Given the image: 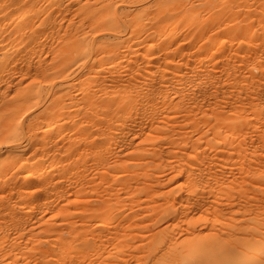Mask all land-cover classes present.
Here are the masks:
<instances>
[{
  "label": "bare ground",
  "instance_id": "1",
  "mask_svg": "<svg viewBox=\"0 0 264 264\" xmlns=\"http://www.w3.org/2000/svg\"><path fill=\"white\" fill-rule=\"evenodd\" d=\"M24 1V0H23ZM23 1L22 0H9V3L10 4H14V5H18V4H21V3H23ZM69 1H71V0H69ZM68 1V2H69ZM93 1V3H91L90 2V0H76V3L74 4V3H71V4H73L74 6H70V7H74V8H82V9H85V11H87V13H94V11L95 10H97V8L95 7L96 5H97V7L99 8V11H101L100 13V15H103L104 17V19H106V21H104V24H105V26H103L104 27V29H105V27H106V29L109 31V35H107L108 37H112L113 38V40H115L116 39V41L115 42H112V40H110L112 43H111V45L109 44L108 46H105V48H107V49H109V51H110V53L112 52V54H111V57H113V59L115 58V60L116 59H118V57H120V56H122V55H125L124 53H126L127 51H129L133 46H135V45H137L138 43H137V39H136V37H133L132 35H133V33L134 32H132V35H130L129 33L132 31V30H134V29H136L138 26H139V23L140 22H142V20L140 21L139 19H140V17L137 19V21L136 20H134V18H133V15H132V18H131V20H130V22H129V19H130V17L128 18L127 17V15H128V13H127V15H125V17H124V20L126 21H123V22H125L126 23V25L128 26V24H127V20H128V23L130 24L129 26H130V32L128 33V31H127V33H126V31L124 30V34L123 33H121V34H123V36H119L116 32L118 31H116V29L118 28V26H120V24H121V22H119V20L121 19H116V18H114L113 17V15H114V13L116 12H113L114 10H112L111 9V5L112 4H110L109 2H106L107 0H92ZM109 1V0H108ZM124 1H126V0H124ZM144 1H146V0H144ZM190 1V2H189ZM194 1H195V3H194ZM249 1V0H248ZM247 0H221V5L219 4L218 5V3L217 4H215L216 2H219L218 0L216 1V0H193V1H191V0H154L152 3H150L151 5H149V4H146V3H144V4H140L139 6H137V7H135L133 10H134V12H136V11H140V13L141 12H143V11H145L146 9H149V6L153 9V11L151 12L152 14H153V17L154 16H156V18H157V25L155 26V28L153 29H151V30H153L154 32H152V33H154L155 35H157L159 38H164L165 40L167 39V37H168V34L170 35L172 32H174L175 31V27H176V29L178 28L177 27V25H180V27L179 28H181L182 26H185V28L187 27V31L183 34V35H181V34H179L180 33V31H179V33L177 32V30H176V35L177 34H179V35H181V39H182V41L184 42V44L182 45V46H180L183 50H185V52L184 53H186L185 55H184V59H183V61H182V58L180 57V59H181V62H183V66H181V65H179V64H176V65H178L177 66V70H171L172 72H170V73H166L167 71L166 70H164V72L162 73H160L159 74V72L161 71L158 67V69L160 70L159 72H158V75H159V77H158V79L157 80H155V81H153V82H155V83H150L149 84V86H150V88H152V90H155L159 95H161L162 97H161V99H164L163 97H166V95L168 94L167 92L168 91H172L175 95H177V96H175V98L177 97H179V99L180 98H184V97H187L185 100H193L194 102L196 101L197 102V100H194L195 99V95H196V98L198 99L199 97H202L203 96V94H205V92H207V86L206 85H209L210 87L209 88H213L214 89V91H212V90H209L207 93L209 94V93H211V91H212V93H211V95L212 96H214V100L213 101H211V102H208L207 104H206V106L209 108L208 110H210V111H212V112H214V115H216L215 113H220L221 114V111H223V110H221V111H219V112H215V104H217V103H219V102H215V98L217 97L218 98V101H219V96H221L220 94L218 95V96H215V94L217 95L218 93H215V91H216V89H215V80L216 79H218V78H221L222 77V75L224 74V73H228L229 71V69L230 68H228L229 67V65H227L226 64V62L228 63L229 62V60L227 59V58H231V59H233L232 57H231V53H230V50L232 51V45L230 44L231 42L234 44V41L236 42V45H237V43L238 44H240V42L242 41V39L244 38V40L246 39L245 37H244V35H245V33H247L248 34V32H249V34L250 35H247V36H251V34H252V36L254 37L255 35H253V31L254 30H252V32L250 33V28H251V23H250V19L252 20L254 17L251 15L253 12H252V10L255 8V7H253L252 5H255L256 3H254V4H252V2L254 1V2H257V0H250L251 2V4H248L247 2H248ZM260 2L262 1V0H259ZM258 1V2H259ZM40 2V1H39ZM46 2H48L49 3V1H46ZM51 2H53V1H51ZM57 2V1H56ZM67 2V3H68ZM74 2V1H73ZM129 2V1H128ZM138 2H139V0H138ZM150 2V1H149ZM263 2H264V0H263ZM63 3H64V1H63ZM116 3V2H115ZM114 3V4H115ZM119 3V5H121L120 3H121V1L120 2H118ZM118 3L117 4H115V7H116V5H118ZM122 3H124L123 2V0H122ZM126 3V2H125ZM140 3V2H139ZM262 3V2H261ZM38 4V3H37ZM37 4H36V6H37ZM40 5H42L41 4V2L39 3ZM38 4V5H39ZM47 4V3H46ZM54 4V3H53ZM69 4V3H68ZM128 4V3H127ZM137 4V3H136ZM170 4H171V6H172V8L176 11V13H164L165 12V10L163 11V10H161L162 8H164V9H167V11L168 12H170L171 11V9H169L171 6H170ZM258 4V3H257ZM23 5V4H22ZM44 5H45V2H44ZM61 5H63V4H61ZM66 5V4H65ZM118 5V6H119ZM147 5H149V6H147ZM217 5L219 6V7H217ZM263 5V4H262ZM113 6V5H112ZM122 6H123V4H122ZM136 6V5H135ZM168 6H169V8H168ZM40 7V6H39ZM42 7H43V5H42ZM93 7V8H92ZM252 7V8H251ZM10 8V7H9ZM9 8H8V10H9ZM18 8V7H17ZM62 8V7H61ZM81 8H80V10H81ZM89 8H90V10H89ZM113 8V7H112ZM120 8V7H119ZM126 8H128V7H126ZM125 8V9H126ZM161 8V9H160ZM257 8H259V5L257 6ZM263 8H264V6H263ZM16 9V8H15ZM51 9V8H50ZM49 9V10H50ZM53 9H54V7H53ZM101 9V10H100ZM117 9V8H116ZM122 9H124L123 7H122ZM131 9V8H130ZM52 10V9H51ZM63 10V9H62ZM62 10H60V12L62 13ZM69 10V9H68ZM129 10V9H128ZM128 10H127V12H128ZM132 10V9H131ZM131 10H129V11H131ZM255 10V9H254ZM15 11V10H14ZM53 11V10H52ZM147 11L148 10H146V12H143L142 14H145L146 16H148V14H150L151 15V13L149 12V13H147ZM163 11V12H162ZM250 11L252 12V13H250ZM256 11H258L257 9H256ZM260 11H264V10H260ZM30 12V11H29ZM46 12H48V11H46ZM71 12H73V10L71 11ZM96 12V11H95ZM125 12V11H124ZM173 12V11H172ZM56 13V14H55ZM54 14H55V16L56 15H58V13L57 12H55ZM63 13H66L65 11L63 12ZM62 13V14H63ZM68 13V12H67ZM117 13V12H116ZM120 13V12H119ZM122 14H123V11L121 12ZM130 13V12H129ZM131 13H133V11L131 12ZM259 13H261V12H259ZM46 14H48V13H46ZM45 14V15H46ZM70 14V12L68 13V15ZM107 14V16H105ZM136 14V13H135ZM44 14H43V16H45ZM99 15V16H100ZM117 15V14H116ZM115 15V17H117V16H120V15H117L116 16ZM140 14H138V16H139ZM42 16V17H43ZM47 16V15H46ZM123 16V15H122ZM122 16H120V17H122ZM137 16V17H138ZM140 16H142V15H140ZM254 16H255V14H254ZM257 16V15H256ZM256 16H255V20L253 19V21H255V22H257V21H260V19L261 20H264V19H262L260 16L258 17V18H260L259 20L257 19L256 20ZM261 16H262V14H261ZM263 16H264V14H263ZM40 18V16L39 17H37V20L38 21H36V22H38L39 24H41V23H45V22H47V19H45V18ZM52 17H53V15H52ZM60 17V16H59ZM63 17H65V14H64V16ZM66 17H67V15H66ZM73 17V16H72ZM152 17V16H151ZM253 17V18H252ZM58 18V17H57ZM61 18V17H60ZM68 18V17H67ZM66 18V19H67ZM75 18V17H74ZM77 18V17H76ZM101 18H102V16H101ZM101 18H100V20H101ZM103 18H102V20H103ZM128 18V19H127ZM146 18V17H145ZM150 18V17H149ZM54 19H56V18H54ZM71 19V18H70ZM99 19V18H98ZM97 19V20H98ZM127 19V20H126ZM135 19H136V17H135ZM50 20V19H49ZM61 20H62V18H61ZM72 20V19H71ZM140 22H139V21ZM149 20H151V18L149 19ZM153 20V19H152ZM156 20V19H155ZM34 21V22H35ZM64 21V20H63ZM62 21V22H63ZM73 21V20H72ZM72 21H69V24H70V22H72ZM79 21V20H78ZM88 21V20H87ZM144 21H146V19L144 20ZM147 21H148V19H147ZM252 21V22H253ZM53 22V21H52ZM59 22V21H58ZM58 22H56V23H58ZM65 22V21H64ZM64 22H63V24H64ZM122 22V24L124 25V23ZM137 22H139V23H137ZM149 22V21H148ZM261 22V21H260ZM260 22L258 23L259 24V26H260V28H258L259 30V32H261L260 31V29L262 28L263 29V27H261V25H260ZM263 22V21H262ZM76 23V22H75ZM99 23H100V21H99ZM156 23V22H155ZM62 24V23H61ZM68 23H66V25H67ZM83 24V23H82ZM85 24V23H84ZM262 24V23H261ZM53 25V24H52ZM59 25V24H58ZM150 25V23L148 24V26ZM253 25V24H252ZM256 25V24H255ZM47 26V25H46ZM68 26H70V25H68ZM77 26H78V24H77ZM85 26H87V24L85 25ZM89 26V25H88ZM145 26V25H144ZM258 26V27H259ZM263 26V25H262ZM55 27H56V24H55ZM61 27L62 26H60V28L59 29H61ZM73 27V26H72ZM152 27H154V26H152ZM10 28H13L12 30L10 29ZM42 28V27H41ZM68 28V27H67ZM71 28V27H70ZM75 28H76V26H75ZM83 28H84V26H83ZM87 28V27H86ZM85 28V29H86ZM100 28V27H99ZM124 28V27H123ZM129 27H127V29H128ZM140 28V27H139ZM144 27H142V29H143ZM150 28H151V26L149 27V31H151L150 30ZM40 29V28H39ZM46 29V28H45ZM49 29V28H48ZM53 29V28H52ZM66 29V28H65ZM81 29V28H80ZM80 29H78V31L80 30ZM125 29V28H124ZM252 29V28H251ZM51 30V29H50ZM71 30V29H70ZM84 30V29H83ZM95 30H97V29H95ZM101 30V29H100ZM100 30H99V32H100ZM120 30V29H119ZM123 30V29H122ZM121 30V31H122ZM139 30H141V29H139ZM148 30H146L147 32H148ZM174 30V31H173ZM183 30V29H182ZM48 31V30H47ZM59 31V30H58ZM76 31V30H75ZM94 31V30H93ZM103 31H105V30H103V28H102V30H101V32H103ZM135 31V30H134ZM184 31V30H183ZM248 31V32H247ZM255 31H256V29H255ZM254 31V32H255ZM258 31H256V33H254V34H256L257 35V32ZM36 32H37V30H36V28H35V26H34V23L32 22V21H29V20H27V17L26 16H24V17H22L20 14L18 15V14H15V13H4L2 16H0V60H4L5 58H10L11 60H13V61H15V63L17 64L18 63V67H17V69H18V72H16V73H18L19 75L18 76H15V77H11L10 79H7V77H6V81H7V83L8 84H13L14 86H19L20 84H21V79H22V77H19V76H23V75H29L30 74V71H28V69H27V71H25V73H23V70L26 68V67H24L25 65H29L30 64V61L33 59V54H35L34 53V45H33V48L31 47V43H32V39H34L33 37L35 36V34H36ZM50 32V31H49ZM52 32V31H51ZM81 32V31H80ZM79 32V33H80ZM83 32V31H82ZM86 32H87V30H86ZM88 32H89V30H88ZM98 31H96L95 33H97ZM119 32V31H118ZM139 32V31H138ZM137 31H136V34L138 33ZM147 32H144L143 31V34L144 33H147ZM220 32H224V34H225V32L227 33V32H229V34H226V36H228V35H230V40H229V43H227V44H229V46L231 47V48H226L227 46H224L225 48V53H223V51H222V49L221 48H223V45H224V43L222 44L221 43V45H220V43H218V39H220L221 37H220V35L218 34V33H220ZM258 32V33H259ZM263 36H264V29H263ZM60 33V32H59ZM78 33V34H79ZM95 33H93V34H95ZM104 33V32H103ZM175 33V32H174ZM181 33H182V31H181ZM43 34V33H42ZM52 34V33H51ZM74 34V33H73ZM91 34H92V32H91ZM98 34V33H97ZM154 34H153V37H154ZM261 34V33H260ZM64 35H66V34H64ZM75 35H77V34H75ZM83 35V34H82ZM88 35H89V33L88 34H86L85 36L86 37H88ZM105 35V34H104ZM172 35V34H171ZM170 35V36H171ZM176 35H174V38H168V39H172V43H174V42H176L177 41V37H176ZM243 35V36H242ZM48 37H49V35H47ZM47 36H46V38H47ZM59 36V35H58ZM81 36V35H80ZM80 36H78V37H74V39L75 38H78V41H79V39H82V38H80ZM84 36V35H83ZM90 36V35H89ZM140 36V35H139ZM142 36V35H141ZM167 36V37H166ZM169 36V37H170ZM217 36H219V38L217 37ZM224 36V35H223ZM222 36V37H223ZM246 36V35H245ZM261 36H262V34H261ZM39 37V36H38ZM64 37V36H63ZM62 37V38H63ZM82 37V36H81ZM86 37H84V38H86ZM92 37V36H91ZM149 37V36H148ZM147 37V38H148ZM153 37H152V39H153ZM228 37L225 39V37H224V39L226 40V42L228 41ZM243 37V38H242ZM253 37L251 38L250 37V40H252L253 39ZM257 37V38H256ZM260 36L259 35H257V36H255V40L256 39H260L259 38ZM55 38H56V36H55ZM58 38V37H57ZM83 38V39H84ZM90 38V37H89ZM139 38H141V37H139ZM144 38V37H143ZM155 38V37H154ZM179 38V37H178ZM248 38V37H247ZM37 39V38H36ZM38 39H40V38H38ZM52 39H54V38H52ZM73 39V40H74ZM82 39V40H83ZM111 39V38H110ZM157 39V38H156ZM180 39V40H181ZM222 39V38H221ZM45 40V39H44ZM62 40V39H61ZM72 40V41H73ZM82 40H81V42H82ZM100 40H102V39H100ZM140 40V39H139ZM154 40V39H153ZM165 40H163V42L165 41ZM179 40V39H178ZM40 41H41V39H40ZM47 41H49V39L47 40ZM46 41V42H47ZM58 42H59V40H57ZM87 41H88V38H87ZM86 41V42H87ZM92 41V40H91ZM97 41V40H96ZM105 42L104 43H106V41L108 42V39L107 40H104ZM109 41V42H110ZM143 41H145V40H143ZM181 41V42H182ZM246 41H249V38H248V40L246 39ZM256 41H258V40H256ZM260 42H261V40H259ZM42 42V41H41ZM69 42H70V40H69ZM74 43H75V41H73ZM89 42V41H88ZM98 42V41H97ZM102 42V41H101ZM101 42H99V44L101 45ZM181 42H178V46H179V43H181ZM182 42V43H183ZM253 42V41H252ZM36 43V42H35ZM49 43V42H48ZM63 43H65V42H63ZM62 43V44H63ZM83 43H85V42H83ZM90 43V42H89ZM94 42H92V43H90V44H88V46L90 45V47H95V45L93 44ZM143 43V42H142ZM148 43V41H146V43H145V45ZM149 43H151L150 41H149ZM165 43H167V41L165 42ZM170 43V42H169ZM169 43H167V44H169ZM181 43V44H182ZM250 44V43H248V42H244L243 41V43H241V44ZM253 43H255V42H253ZM31 44V45H30ZM55 44H57V43H55ZM54 44V46H52V47H55L56 45ZM69 44H71V43H69ZM76 44H79L78 42H76ZM86 44V45H87ZM140 44H141V42H140ZM219 44V45H218ZM240 44V47L242 46ZM245 44V45H246ZM262 44V43H261ZM44 45V44H43ZM51 45L52 44H48V48H50L51 47ZM68 45V44H67ZM73 45V44H72ZM85 45V44H84ZM84 45H82V46H84ZM107 45V44H106ZM244 45V46H245ZM251 45H253L252 43H251ZM250 45V46H251ZM259 45V44H258ZM257 45V42H256V47L258 46ZM263 45H264V43H263ZM263 45H260V46H263ZM44 46H47V44L46 45H44ZM97 46V45H96ZM138 46H139V44H138ZM137 46V47H138ZM154 46H155V41H154ZM154 46H152V47H154ZM160 46H162V43H161V45ZM163 46H165V44H163ZM162 46V47H163ZM173 46V45H172ZM228 46V47H229ZM249 46V45H248ZM40 47H41V43H40ZM86 46H84V47H82V50H81V48L79 49V52H77V51H75V50H73L74 49V47H73V51H66V56H68L67 58H69L71 55H70V53L69 52H74V53H79V58L80 59H82L83 57H85V53H87V52H85L86 51V49L87 48H85ZM140 47H144V44H142ZM240 47H239V49H240ZM252 47V46H251ZM38 48V47H37ZM46 48V47H45ZM47 48V49H48ZM100 48H101V46H100ZM150 48V47H149ZM161 48V47H160ZM160 48L158 47V49H159V51H160ZM170 48V47H169ZM246 48H249V47H247V45H246ZM245 47H244V49L243 50H245L246 49ZM252 48H255V46L253 45V47ZM259 48V47H258ZM258 48H255V50L256 51H259V49ZM66 49V48H65ZM70 49V48H69ZM90 49V48H89ZM102 49H103V47H102ZM106 49V50H107ZM134 49V48H133ZM133 49H131V50H133ZM143 49V48H142ZM154 49V48H153ZM156 49V48H155ZM154 49V50H155ZM162 49V48H161ZM173 49V48H172ZM175 50H178V48H174ZM180 49V48H179ZM43 50H44V48H43ZM46 50V49H45ZM91 51H92V49H90ZM144 50V49H143ZM140 51V52H142V54H143V52L144 51ZM163 50L164 49H162V53H164L165 52V54H166V51L168 50V47H167V50L165 51L164 50V52H163ZM175 50H172V54H173V52L175 51ZM237 50V48L235 49V47H234V49H233V53H234V51H236ZM249 50V49H248ZM250 50H252L251 48H250ZM249 50V53L250 52H253V51H250ZM87 51H89V50H87ZM220 51V52H219ZM222 51V52H221ZM260 51H262V50H260ZM37 52H39V50L37 51ZM58 52V51H57ZM61 52V51H60ZM59 52V53H60ZM90 52V51H89ZM98 52L99 51H97V54H98ZM100 52H103V51H100ZM105 52V54H103V55H105V56H107V54L109 53V52H106V51H104ZM136 52V51H135ZM147 52V51H146ZM156 52H158V51H156ZM155 52V53H156ZM167 52H169L170 53V51L168 50ZM181 52H183L182 50H181ZM219 52V53H218ZM239 52V51H238ZM43 53H44V51H43ZM43 53H40V54H43ZM49 53V52H48ZM93 53L96 55V53H95V51H94V49H93ZM109 53V54H110ZM131 53V52H130ZM162 53L161 54H159V55H162ZM220 53H223L222 55H223V58H224V60L226 59V61H225V64L228 66V67H226V65H225V67H224V64L223 63H221L220 65L218 64L220 61L217 59V57H218V55L220 54ZM246 53V52H245ZM248 53V52H247ZM257 53V52H256ZM39 54V55H40ZM50 54H52V53H50ZM102 54H100L99 53V55L100 56H102ZM135 54H138L137 52L135 53ZM157 54V53H156ZM171 54V55H172ZM175 54V53H174ZM178 53H176V55H177ZM182 54V53H181ZM236 54V53H235ZM239 54H243V53H241V51H240V53ZM238 53H237V55H239ZM261 54V53H260ZM64 55V56H65ZM70 55V56H69ZM75 55V57H76V55L77 54H74ZM73 55V56H74ZM90 55V54H89ZM92 55L93 54H91V57H92ZM128 55V53L125 55V56H127ZM131 55V54H130ZM133 55V54H132ZM146 55V54H145ZM159 55H157L158 57H159ZM234 55V54H233ZM258 55H259V53H258ZM36 56V55H35ZM61 56H63V54L61 55ZM72 56V57H73ZM147 56H150V54L149 55H147ZM151 56L153 57V55L151 54ZM156 56V57H157ZM180 56V55H179ZM182 56V55H181ZM242 56V58H243V56L244 55H241ZM246 56V55H245ZM244 56V57H245ZM251 56V54H249L248 55V57H250ZM256 56V55H255ZM261 56H263L264 57V53H263V55H260L259 57L261 58ZM43 57V56H42ZM59 57V56H58ZM93 57H96V56H93ZM124 57V56H123ZM140 57V56H139ZM156 57H154V58H156ZM161 57V56H160ZM167 57V56H166ZM176 57H178V55L177 56H175V61L174 62H177L178 60L176 59ZM222 57V56H221ZM221 57H219V58H221ZM248 57H246L247 59H248ZM254 57V55L252 56V57H250V58H253ZM257 57V56H256ZM36 58V57H35ZM40 58V57H39ZM44 58V57H43ZM47 58H48V56H47ZM62 58V57H61ZM65 58V57H64ZM87 58V57H86ZM86 58H84L85 59V61H86ZM104 58H107V57H104ZM138 58V57H137ZM137 58H135V59H137ZM143 59V61H145V59H146V57L144 58V57H142ZM151 57H148V59L149 60H151L150 59ZM154 58H152V59H154ZM241 58V59H242ZM70 59H73V58H70ZM69 59V60H70ZM88 59H89V56H88ZM91 59V58H90ZM95 60V58H92L91 60L92 61H89V63H91V62H94V60ZM103 59V58H102ZM123 59V58H122ZM131 59V58H130ZM133 59V58H132ZM161 59H163V56H162V58ZM160 59V60H161ZM164 59H166L165 57H164ZM235 59V58H234ZM241 59H238V61H240ZM244 59V58H243ZM256 59V58H255ZM254 59V60H255ZM258 59V58H257ZM256 59V61L254 62L253 60V62L257 65V64H260V65H262V63L260 62V63H256L258 60ZM262 59V58H261ZM259 60V61H262V60ZM37 60V59H36ZM44 60V59H43ZM47 61H48V59H46ZM55 60V59H54ZM56 60H60V58L59 59H56ZM63 60V59H62ZM65 61H66V59H64ZM63 60V61H64ZM120 61H121V58L119 59ZM126 60V58L125 59H123V61H125ZM159 60V59H158ZM168 60H170L169 59V57H168ZM177 60V61H176ZM219 62H218V61ZM222 60V59H221ZM237 60V59H236ZM246 60V59H245ZM263 60H264V58H263ZM42 61V60H41ZM84 61V60H83ZM99 61V60H98ZM101 61V63H102V60H100ZM103 61H104V59H103ZM109 61V60H108ZM108 61H104V63L105 62H108ZM118 61V60H117ZM128 61H129V58H128ZM132 62H134L133 60H131ZM131 61H129V62H131ZM142 61V63H144ZM166 61V60H165ZM180 61V60H179ZM244 61V60H243ZM243 61H241V63L243 62ZM66 62H68V60L66 61ZM79 62V61H78ZM119 62V61H118ZM136 62V61H135ZM222 62H224V61H222ZM231 62H232V60H231ZM248 62V61H247ZM251 62V61H250ZM253 62H251V63H253ZM262 62H264V61H262ZM9 63V62H8ZM60 63H62V62H60ZM72 63V62H71ZM79 63H82V61L81 62H79ZM78 63V64H79ZM111 63H112V61H111ZM123 63V62H122ZM169 65H170V61H168L167 62ZM173 63V62H172ZM171 63V64H172ZM232 63H234V61L232 62ZM240 62L239 63H236V61H235V63H234V65L235 64H238V65H240L241 64ZM249 63V62H248ZM33 63H32V61H31V65H32ZM34 64H35V67H34V74H31V75H34L33 77L34 78H38L37 80H39V76L40 77H50V76H54L55 75V70H53L54 68L53 67H51V66H47V65H45V64H42V63H37L36 64V61L34 62ZM65 64V63H64ZM67 64V63H66ZM78 64H76V65H78ZM94 64V63H93ZM95 64H97V63H95ZM155 64H156V61H155ZM155 64L153 65L154 66V68H155ZM158 64H160V63H157V65ZM229 64H230V62H229ZM250 64V63H249ZM255 64H253V65H255ZM82 65V64H81ZM98 65H99V63H98ZM108 65V64H107ZM114 65V64H113ZM116 65V64H115ZM118 65V64H117ZM131 65V64H130ZM134 66H135V64H133ZM148 64H146V66H147ZM152 65H150V66H152ZM253 65H249L250 67H251V69L253 68V67H255V66H253ZM259 65V66H260ZM59 66V65H58ZM57 66V67H58ZM62 66V65H61ZM61 66H59L60 68H61ZM79 66L80 65H78L77 66V68H79ZM84 66H85V64H84ZM88 65H86L85 67H87ZM102 66V65H101ZM100 66V67H101ZM119 66V65H118ZM117 66V67H118ZM141 64H140V70H142L143 71V69L141 68ZM158 66H160V65H158ZM162 66V65H161ZM161 66H160V68H161ZM173 66H174V63H173ZM179 66H181V67H179ZM241 66V65H240ZM243 66V65H242ZM245 66V65H244ZM246 66H247V68H248V65L246 64ZM13 67V66H12ZM31 67H33V66H31ZM31 67H30V70H31ZM63 67V66H62ZM72 67V66H71ZM81 67V66H80ZM83 67V66H82ZM91 67V66H90ZM94 68H97V67H95V66H93ZM126 67H128V66H126ZM130 67V66H129ZM129 67H128V69H129ZM138 66H136L135 67V70H136V68H137ZM169 67H172V66H169ZM231 68H232V66H230ZM115 68V67H114ZM132 68V67H131ZM147 68V67H146ZM153 68V67H152ZM153 68V69H154ZM256 68H257V66H256ZM256 68H253L254 69V71H255V69ZM5 69H7L6 67H4V70ZM15 69H16V67H15ZM62 69V68H61ZM72 69H73V67H72ZM75 69V68H74ZM82 69V68H81ZM85 69H87V68H85ZM89 69V68H88ZM100 69H102V68H100ZM124 69H126L125 67H124ZM144 69H145V67H144ZM158 69H156V70H158ZM162 69V68H161ZM163 69H164V67H163ZM171 69V68H170ZM174 69V68H173ZM233 69H234V67H233ZM233 69H231L232 71H233ZM235 69H236V67H235ZM244 69H245V67H244ZM243 69V70H244ZM250 69V70H251ZM252 69V70H253ZM8 70V69H7ZM11 70H13V69H11ZM26 70V69H25ZM69 70H71V68H69ZM69 70H67L66 72H68ZM103 70V69H102ZM104 70H105V67H104ZM116 70H118V69H116ZM150 70V69H149ZM155 70V69H154ZM259 70V69H258ZM261 70H263L262 68H261ZM63 71V70H62ZM72 71V70H71ZM74 71H76V70H74ZM73 71V72H74ZM82 71V70H81ZM98 71V70H97ZM110 71V70H109ZM168 71H170V70H168ZM238 71V70H237ZM245 71V70H244ZM248 71H249V68H248ZM3 72H5V71H3ZM27 72V73H26ZM73 72H70L71 74L73 73ZM79 72V71H78ZM106 72H108V71H106ZM132 72V71H131ZM148 72V71H147ZM151 72H153V71H151ZM150 72V73H151ZM242 72V69H241V71H240V73H238L237 75H239L240 74V77L238 78L237 76H233L232 77V79L234 80V78H238V79H240V80H242L241 79V76H243V74L241 73ZM245 72H247V69H246V71ZM244 72V73H245ZM249 72H251V71H249ZM59 73V72H58ZM57 73V74H58ZM60 73H62V72H60ZM59 73V74H60ZM83 73H84V69H83ZM110 74L109 75H112V73H114V71L111 73V72H109ZM118 74L120 73V72H117ZM123 73V72H122ZM136 73V72H135ZM134 73V74H135ZM143 73V72H142ZM155 73V72H154ZM252 73V72H251ZM258 73H261V72H257V74ZM263 73V72H262ZM261 73V74H262ZM76 74H77V72H76ZM80 74H82V72H80ZM86 75H87V73H85ZM89 74H92V71H91V73H89ZM101 74V73H100ZM124 74H125V71H124ZM129 74H131V73H129ZM152 74V73H151ZM230 74V72L228 73V75ZM233 74L235 75V73L233 72ZM232 74V75H233ZM242 74V75H241ZM247 74H248V72H247ZM257 74H255L256 76H257ZM261 74H259L260 76H262ZM0 75H4V74H0ZM6 75V74H5ZM17 75V74H16ZM65 75V74H64ZM63 75V76H64ZM70 75V74H69ZM73 75V74H72ZM78 75V74H77ZM84 75V74H83ZM103 75V74H102ZM116 74L114 73L112 76H115ZM127 75V74H126ZM136 76L133 78V79H128L129 81H127V82H125L124 84H119V86H116V89L115 90H113V92H108V91H106L105 92V90L103 91L104 92V95L105 96H117V93H116V91H118V92H120L121 93V91H119V89H122L123 87H125V89H123L124 91L122 92V94L124 95V97H126V95H125V93H129V94H127V96H129L130 94H131V92L130 91H132L131 89H132V86H129V85H133V88H134V91H135V93H136V90L137 89H139V87H137V86H139V85H135V84H137V83H139V82H143V77H141L142 75H141V73L138 71V73L137 74H135ZM141 75V76H140ZM154 75V74H153ZM156 75V74H155ZM157 75V76H158ZM228 75H227V77H228ZM244 75H246V74H244ZM258 75V77L260 78V76ZM264 75V74H263ZM35 76H38V77H35ZM67 76V75H66ZM65 76V77H66ZM80 76V75H79ZM82 76V75H81ZM88 76H90V75H88ZM96 76V75H95ZM97 76H98V74H97ZM118 76V75H117ZM119 76H120V74H119ZM118 76V77H119ZM121 76H122V74H121ZM230 76V75H229ZM254 75H252V76H250L249 75V77H252V78H254L253 77ZM2 77H4V76H2ZM32 77V76H31ZM78 76H76L74 79H76ZM91 77V76H90ZM100 77V76H99ZM103 77H105V76H103ZM108 77V76H107ZM124 77V76H123ZM127 77V76H126ZM125 77V78H126ZM129 77V76H128ZM154 77V76H153ZM227 77H225L226 78V80H227ZM246 77H248L247 75H246ZM264 77V76H263ZM9 78V77H8ZM24 78V77H23ZM27 78H30V77H26V79ZM34 78H33V80H34ZM57 78V77H56ZM59 78V77H58ZM60 78H63V77H60ZM79 78V77H78ZM106 78V77H105ZM114 78H116V76L114 77ZM121 78V77H120ZM147 78H149V77H147ZM224 78V79H225ZM229 78V77H228ZM231 78V77H230ZM257 78V77H256ZM256 78H254V80L253 81H255L256 80ZM259 78L257 79V82H259L258 80H259ZM4 79V78H3ZM25 79V78H24ZM24 79H23V81H24ZM32 79V78H31ZM104 79V78H103ZM107 79V78H106ZM118 79V78H117ZM152 79V78H151ZM223 79V80H224ZM231 79V80H232ZM36 80V79H35ZM77 80H79V79H77ZM92 80V79H91ZM95 80V79H94ZM116 80V79H115ZM119 80V79H118ZM117 80V81H118ZM125 80V79H124ZM145 80V79H144ZM147 80V79H146ZM145 80V82H147ZM222 80V81H223ZM248 80H250V78H248ZM247 79H246V81H248ZM30 81V80H29ZM46 81V80H45ZM52 81V80H51ZM53 81H55L54 79H53ZM66 82H67V80H65ZM64 81V82H65ZM71 81V84H73L72 83V81L73 80H70ZM82 81H85V80H82ZM96 81V80H95ZM105 81V80H104ZM107 81V80H106ZM105 81V82H106ZM113 81V80H112ZM122 81V80H121ZM243 81V80H242ZM251 81V80H250ZM253 81H252V83H253ZM260 81H262V80H260ZM31 82V81H30ZM35 82V81H34ZM41 82V81H40ZM61 82V81H60ZM69 82V81H68ZM73 82H75V81H73ZM81 82V81H80ZM98 82V81H97ZM99 82H102L101 81V78H100V80H99ZM99 82H98V84H99ZM105 82H103V83H105ZM108 82V81H107ZM109 82H111V81H109ZM119 82H120V80H119ZM124 82V81H123ZM219 82V81H218ZM224 82V81H223ZM225 82H227V81H225ZM228 82H229V80H228ZM236 82H237V80H236ZM256 82V83H257ZM6 83V84H7ZM28 83V82H27ZM36 84H37V82H35ZM43 83H45V84H47L46 82H43ZM57 83H59V82H57ZM85 83V82H84ZM95 83V82H94ZM113 83V82H112ZM121 83V82H120ZM127 83V84H126ZM144 83V82H143ZM142 83V84H143ZM168 83V84H167ZM220 83V82H219ZM229 83H232L231 84V86H234L233 85V81L231 82H229ZM228 83V84H229ZM241 83H243V82H241ZM240 83V84H241ZM244 83H245V81H244ZM246 83H249V82H246ZM255 83V84H256ZM6 84H2V86L4 85H6ZM7 84V85H8ZM49 84V83H48ZM47 84V85H48ZM70 84V83H69ZM68 84V85H69ZM81 84V83H80ZM83 84V83H82ZM93 84V83H92ZM102 84V83H101ZM100 84V85H101ZM108 84V83H107ZM110 84V86L112 87V85H114V84H111V83H109ZM118 84V83H117ZM141 84V83H140ZM222 84H224V83H222ZM226 84V83H225ZM225 84H224V86H225ZM238 84H239V82H238ZM1 85V84H0ZM26 85H28V84H26ZM30 85V84H29ZM59 85H61V83L59 84ZM67 85V84H66ZM65 85V86H66ZM73 85H75V84H73ZM103 85V84H102ZM105 85V84H104ZM137 87L136 88V90H135V86ZM187 85L189 86V88H190V86L191 87H193V89H192V91L191 92H188V91H184V90H187L188 88H187ZM220 85H221V83H220ZM219 85V86H220ZM236 85V84H235ZM245 85V84H244ZM1 86V87H2ZM41 87H42V84L40 85ZM44 86V85H43ZM65 86H63L64 88H60V86H59V88L61 89L60 90V94L59 93H56V89H57V92H59V90H58V88H56L55 89V91H53L54 90V87H56V84L54 83V82H51V85L48 87V89H50V93H48V94H46L43 98L41 97V96H39L38 94H34V95H31V94H23V92H20L19 90H13L12 88V90H13V92H11L10 91V89H9V91L8 90H6V91H4V92H0V172L2 173L1 175H0V264H49L50 262L47 260V259H45V257L43 256V255H41L39 258H33V259H31V258H29V259H26L25 258V252H24V248H23V246L21 245V243L19 242V240H20V238H21V236L23 235L24 236V234H26L25 236L27 237V238H29V236L31 237L34 233H36L37 234V232H39V231H37V230H35V229H37L36 227V225H41V224H45L46 226L44 227L45 229L46 228H48L52 223H53V221L51 220V219H53V216L51 215V213H53L54 212V210H53V208H54V206H53V208H51V205H50V201H52V200H49V197H48V195L52 192V191H54V189L55 188H57L58 189V187H60V185H61V181L62 180H60L61 178H64L63 176H66V173H68L69 172V170L71 169V165H73L74 163L72 162V150L74 149H72L71 148V142L73 141V140H71V142L70 141H68L67 140V142L65 143V140H64V142L61 144V146L58 144L59 142H57V135H58V130H59V124H58V121H59V116L60 115H58V113L57 112H60V111H62L61 109H59L60 111H58V107H59V104L61 103L60 101L61 100H63V99H65V98H71V93L73 92L72 90V92H70V90L69 89H66L67 87H65ZM70 86V85H69ZM72 86V85H71ZM98 86V85H97ZM146 85H144V87H145ZM186 86V87H185ZM223 86V87H224ZM228 86H230V85H228ZM228 86H226V87H228ZM241 86V85H240ZM243 86V85H242ZM253 86V84H251V87ZM256 86V85H255ZM10 87V86H9ZM11 87H13V86H11ZM27 87V86H26ZM74 89H76L77 88V86L76 87H74V86H72ZM71 87V88H72ZM85 87V86H84ZM93 87V86H92ZM102 87V86H101ZM113 87H115V86H113ZM112 87V88H113ZM118 87V88H117ZM141 87V86H140ZM144 87H143V89H144ZM147 87H148V85H147ZM218 87V86H217ZM216 87V88H217ZM222 87V86H221ZM237 87V86H236ZM235 87V88H236ZM244 87V86H243ZM3 88V87H2ZM8 88V87H7ZM16 88V87H15ZM69 88V87H68ZM79 89H81L80 87H78ZM90 88V87H89ZM94 88V87H93ZM97 88V87H96ZM105 88V87H104ZM112 88H109L110 90H112ZM150 88H148V89H150ZM186 88V89H185ZM235 88L233 87V89L235 90ZM240 88V87H239ZM245 88V87H244ZM243 88V89H244ZM247 88H248V86H247ZM246 88V89H247ZM254 88V87H253ZM252 88V89H253ZM17 89V88H16ZM35 89V88H34ZM41 89H43V88H41ZM78 89V90H79ZM101 90H102V88H100ZM108 89V88H107ZM229 89L230 90H232L230 87H229ZM23 90H24V88H23ZM23 90H21V91H23ZM36 90V89H35ZM38 90H39V87H38ZM86 91H87V89H85ZM89 90V89H88ZM97 90V89H96ZM142 90V89H141ZM145 90V89H144ZM144 90L142 91V92H144ZM225 90V89H224ZM239 89H237V95H239V99H241L240 97H244V96H240V94H238V92H240V91H238ZM241 90H242V88H241ZM254 90V89H253ZM40 91V90H39ZM49 91V90H48ZM85 91V92H86ZM150 91V90H149ZM170 91V92H171ZM218 91V90H217ZM219 91H221V89H219ZM236 91V90H235ZM234 91V92H235ZM249 91H250V89H249ZM255 91V90H254ZM253 91V92H254ZM257 91V90H256ZM93 92H94V90H93ZM98 92V91H97ZM137 92H139V91H137ZM152 92H154V91H151L150 93H152ZM155 92V93H156ZM184 92L186 93V94H184ZM221 92H223V93H227V92H229V90H227V92H224V91H221ZM242 92V91H241ZM240 92V93H241ZM245 91H243L242 93H244ZM79 93V92H78ZM145 93V92H144ZM146 93H149L148 91L146 92ZM187 93H191V94H187ZM197 93H198V96H197ZM222 93V94H223ZM232 93V92H231ZM236 93V92H235ZM235 93L233 94V95H235ZM249 92H247L246 94H248ZM257 93H258V95L259 96H261L262 98H263V100H264V82L262 81V83L261 84H258V91H257ZM80 94V93H79ZM100 94V93H99ZM119 94V93H118ZM137 94H139V93H136V96H138ZM141 94V93H140ZM153 94V93H152ZM151 94V95H152ZM172 94V93H171ZM86 95V94H85ZM95 95V94H94ZM93 95V96H94ZM103 95V94H102ZM133 95V94H132ZM149 95V94H148ZM148 95L146 94V96L148 97ZM153 95H155V94H153ZM158 95V96H159ZM170 95V94H169ZM206 95V94H205ZM236 95V96H237ZM257 95V96H258ZM82 96H84V94L82 95ZM90 97H92L91 95H89ZM108 96L106 97V98H103V100L105 101V106H107V107H111V106H116L117 108H118V106H117V104H119V105H121L122 103V101H124V105L126 104V102H128V98L127 99H125L124 97H122L121 98V96H119L117 99H114V102L113 101H111V99H110V102L108 101V99L109 98H111V97H109L108 98ZM141 96H143V95H141ZM168 96V95H167ZM222 96H224V95H222ZM221 96V97H222ZM227 96H229V93H227L226 94V97ZM235 96V97H236ZM250 96H251V94H250ZM254 96H256V94L254 95ZM256 96V97H257ZM258 96V97H259ZM95 97V96H94ZM97 97H99L98 95L95 97V98H97ZM101 97V96H100ZM99 97V98H100ZM146 97V98H147ZM150 97V96H149ZM169 97V96H168ZM171 97V96H170ZM205 97V96H204ZM232 97V94H231V96H230V98ZM234 97V96H233ZM249 97V96H248ZM256 97H255V99H256ZM131 98V97H130ZM135 97H133V100H135V99H137V98H135ZM146 98L145 99H143V101L144 100H146ZM160 98V97H159ZM158 97L156 98V99H159ZM167 98V97H166ZM172 99V100H175V101H177V99ZM216 98V99H217ZM244 98H246V96L244 97ZM252 98H254V97H252ZM92 99H93V97H92ZM149 99V98H148ZM151 99H154V98H151ZM155 99V100H156ZM168 99V98H167ZM178 99V100H179ZM203 99V98H202ZM208 100H210V98H207ZM222 99V98H221ZM223 99H225V97L223 98ZM239 99H237V102L238 103H240L239 102ZM247 99V98H246ZM67 100V99H66ZM130 100V99H129ZM139 100V99H138ZM154 100V101H155ZM182 100V99H181ZM205 100V99H204ZM234 100V99H233ZM243 100V99H242ZM251 100V99H250ZM259 100V99H258ZM89 101V100H88ZM94 101H95V99H94ZM126 101V102H125ZM132 101V100H131ZM141 101V100H140ZM151 101H153V100H151ZM158 101V100H157ZM162 101V100H161ZM164 101V100H163ZM162 101V103H164V105L166 104L165 102H163ZM168 101V100H167ZM206 101V100H205ZM223 101V100H222ZM241 101V100H240ZM254 101V100H253ZM253 101H252V103H253ZM261 100H259V101H256L257 102V104L260 102ZM63 102V101H62ZM66 102V101H65ZM90 102H92V101H90ZM96 102V101H95ZM94 102V103H95ZM139 102V101H138ZM169 102H170V100H169ZM169 102H167V103H169ZM178 102V101H177ZM176 102V103H177ZM182 102V101H181ZM180 102V105L181 104H183V103H181ZM187 102L188 101H184V103L186 104L185 106L184 105H182V106H184L185 108H183L182 107V109H184V114L182 113V114H180L179 112H182V111H180L179 110V115H177V114H175L177 117H179V116H181V117H179L180 119H182L183 120V122H185V120H188L189 119V117L191 116L190 115V112H194V115H195V110H196V107H198V110H200V108H199V106L201 105V103H199L200 105H198V104H188L187 105ZM198 102H200V100H198ZM207 102V101H206ZM229 102V101H228ZM228 102H227V104H228ZM243 102V101H242ZM262 102V101H261ZM41 103V104H40ZM97 103H99V102H97ZM116 103V104H115ZM121 103V104H120ZM132 102H130V104H131ZM136 103V102H135ZM142 103V102H141ZM149 103H151V102H149L148 101V104ZM157 103H159V101L157 102ZM161 103V102H160ZM162 103H161V105H162ZM172 103V102H171ZM173 103H175V102H173ZM172 103V104H173ZM175 103V104H176ZM179 103V102H178ZM177 103V105H176V108H175V110L177 109V108H180V105ZM189 103V102H188ZM191 103V102H190ZM221 103H223V102H221ZM233 103V102H232ZM246 103L248 104L247 106H249V108H250V110H252V108L250 107V104H252V103H250V102H246L245 101V103L243 104V106H245L246 105ZM250 103V104H249ZM82 104V103H81ZM130 104H129V107H130ZM145 104V101H144V103H143V105ZM154 104V103H153ZM175 104H174V106H175ZM203 104H205V103H203ZM230 104H231V101H230ZM234 104V103H233ZM256 104V103H255ZM256 104V105H257ZM261 104V103H260ZM259 104V105H260ZM264 103H262V106H264L263 105ZM62 105V104H61ZM79 105V104H78ZM151 105V104H150ZM157 105V104H156ZM156 105H154L155 106V108H156ZM197 105V106H196ZM225 105V104H224ZM223 105V106H224ZM232 105V104H231ZM235 105H237V103L236 104H234V108L236 107ZM254 105V104H253ZM252 105V106H253ZM83 106V105H82ZM97 106V105H96ZM123 106V105H122ZM121 106V107H122ZM135 106V105H134ZM145 106V105H144ZM153 106V105H152ZM169 106V105H168ZM194 106H196V107H194ZM205 106V105H204ZM205 106V107H206ZM222 106V107H223ZM237 106H239V105H237ZM242 105H241V107H243ZM246 106V107H247ZM258 106V105H257ZM257 106H255L256 108H257ZM73 107V106H72ZM103 107H104V105H103ZM113 107V108H114ZM146 107V106H145ZM148 107H149V105H148ZM151 107V106H150ZM163 107V106H162ZM162 107H160L159 106V108H160V110H161V108ZM170 107H171V105L168 107L169 109H170ZM201 108H203V106H200ZM227 107V106H226ZM246 107H244V110H249V108L247 109ZM68 108V107H67ZM71 108V107H70ZM116 108V109H117ZM126 108H128V104H127V107ZM137 108H139V110H140V107H138L137 106ZM153 108V107H152ZM152 108L150 109L151 111H152ZM164 109H166L167 108V106H166V108L165 107H163ZM219 108H220V106H219ZM219 108L217 109V110H219ZM237 108V107H236ZM239 108H240V106H239ZM254 108V107H253ZM259 108H261V107H259ZM263 108V107H262ZM261 108V109H262ZM65 109V108H64ZM84 109V108H83ZM87 109H89V108H87ZM102 109V108H101ZM115 109V108H114ZM121 109V108H120ZM125 109V108H124ZM132 109V108H131ZM143 109V108H142ZM141 109V110H142ZM204 109V108H203ZM224 109V108H223ZM225 109H228V108H225ZM224 109V110H225ZM230 109V108H229ZM231 109H232V107H231ZM240 109H242V108H240ZM82 110V109H81ZM86 110V109H85ZM103 110V109H102ZM118 110V109H117ZM126 110V109H125ZM135 110H136V108H135ZM147 110V109H146ZM153 110H154V108H153ZM157 110V109H156ZM174 110V108H173V106H172V111ZM202 110V109H201ZM208 110H206V114L209 112ZM239 109H237L236 111L237 112H239L238 111ZM257 110V109H256ZM256 110L255 111H253L252 110V112L249 114L248 113V115H251L252 114V117H254V116H257L256 114L253 116V113L254 112H256ZM260 109H258V112H260L259 111ZM92 111V110H91ZM116 111V110H115ZM129 111V110H128ZM159 111V110H158ZM162 111H163V119L161 118V120H158L159 119V117L158 118H156V115H153L152 113V115H149V125H148V122L146 123L149 127H153V126H155V125H157V124H161V122L162 123H164V125H165V123L167 122V121H176V118H174L175 120H172V119H168L167 120V118H169L171 115H168V112L167 111H164L163 109H162ZM171 111V112H172ZM242 112L241 113H244V111H243V109L241 110ZM130 112H132V111H130ZM133 112H135V111H133ZM145 110H143L141 113H140V118L141 117H144V116H148V115H145ZM154 112L156 113V111L154 110ZM153 112V113H154ZM201 113H202V111H200ZM212 112H210V113H212ZM227 111H225L224 113H226ZM232 112H234V111H232ZM231 112V110H230V113L229 112H227L226 114H228V116L227 115H224V113L223 114H221L222 116H216V117H211L212 118V120H214L215 118V120H217L216 121V124H215V121H214V124L213 123H210V120L208 119V114L207 115H203V114H205L204 112L201 114V116L199 117L198 115H200V114H196L200 119L199 120H203L202 119V116L205 118V119H207L208 121V124L210 123V125H209V127L212 125V127H211V132L210 131H208V132H210V134L209 135H211V136H207L208 138H212V140L214 141V142H217V138L215 139V136H227L228 134V136L230 137V132H229V130H230V126H231V124L234 122V120L235 119H237V118H239V120H235V122H237L238 124L237 125H240L239 124V122H240V116H239V114L241 115V113L239 112L238 113V115H237V112H235L236 113V115H234L233 113ZM246 112V111H245ZM262 112V116H263V112L264 111H261ZM61 113V112H60ZM89 113V112H88ZM198 113V112H197ZM94 114V113H93ZM124 114H126V113H124ZM134 114H136V113H134ZM134 114H132V113H130V115H134ZM160 114H162V113H159V115ZM170 114V113H169ZM229 114H232V115H229ZM244 114H246V113H244ZM260 114V113H259ZM99 115H101V114H99ZM117 115H120V114H117ZM116 115V116H117ZM123 115V114H122ZM210 115V114H209ZM248 115L246 114L245 115V117L244 118H246L247 119V117H248ZM76 116H78V114L76 115ZM94 116V115H93ZM98 116V115H97ZM121 116V115H120ZM125 116V115H124ZM135 116V115H134ZM138 116V115H137ZM155 116V118H153ZM168 116V117H167ZM176 116H174L173 115V117H176ZM196 116V118H197V120H198V117ZM211 116H212V114H211ZM242 116V115H241ZM247 116V117H246ZM115 117V116H114ZM162 117V116H161ZM173 117H171V118H173ZM191 117H195V116H191ZM210 117V116H209ZM250 117V116H249ZM261 117V116H260ZM64 118V117H63ZM74 118V117H73ZM97 118V117H96ZM108 118V117H107ZM146 119H147V117H145ZM166 118V119H165ZM214 118V119H213ZM244 118H241V120H243ZM251 118V117H250ZM262 118V117H261ZM71 119V118H70ZM69 119V120H70ZM77 119V118H76ZM79 119H82V118H79ZM100 119V118H99ZM102 119V118H101ZM113 119V118H112ZM129 119H130V117H129ZM133 119V118H132ZM252 119V118H251ZM257 119H260L259 117L257 118ZM256 119V120H257ZM68 120V121H69ZM113 120H115V119H113ZM131 120V119H130ZM142 120V119H141ZM162 120H167L166 122H164V121H162ZM179 120V119H178ZM194 120H195V123H194V132H195V130H196V128H195V126H197V125H195L196 123H198V121L196 122V119H189V121H190V123H193L194 122ZM245 120V119H244ZM256 120H255V123H256ZM262 121L264 120L263 118L261 119ZM260 120V121H261ZM63 121H64V119H63ZM83 121H84V119H83ZM82 121V122H83ZM115 121H117V120H115ZM127 121V120H126ZM134 121V120H133ZM133 121H131V122H133ZM143 121H145L144 120V118H143ZM189 121H187L188 123H189ZM239 121V122H238ZM79 122V121H78ZM78 122H77V124H78ZM91 122V121H90ZM99 122H101V121H99ZM112 122V121H111ZM110 122V123H111ZM117 122H121V121H117ZM137 122H142V121H139V117H138V121ZM177 122V121H176ZM175 122V123H176ZM180 122H182V121H179V124H182V123H180ZM201 122H203V125H204V123H207L206 121H201ZM213 122V121H212ZM234 122V124H236ZM247 122H248V120H246V123H241V125L239 126V127H241L242 126V124L243 125H247L248 126V124H247ZM259 122V121H258ZM60 123V122H59ZM61 123H63L62 121H61ZM69 123V122H68ZM72 123V122H71ZM89 123V122H88ZM105 123V122H104ZM116 123V122H115ZM114 123V124H115ZM168 123V122H167ZM171 123V122H170ZM186 123V122H185ZM190 123H189V125H190ZM249 123V122H248ZM118 124V123H117ZM133 124H135V123H133ZM143 124H145V122L143 123ZM177 124V123H176ZM253 124V123H252ZM80 125V124H79ZM78 125V126H79ZM82 125V124H81ZM85 125V124H84ZM87 125V124H86ZM125 125H127L126 123H125ZM137 125V124H136ZM162 125V124H161ZM188 125V129H190L189 126ZM191 125H193V124H191ZM202 125V123H201V126H203ZM207 124H205V126H206ZM245 125V126H246ZM264 125V124H263ZM91 126V125H90ZM102 126H103V124H102ZM166 126H169V125H166ZM178 126H180V125H177V127ZM182 126H183V128H184V124H182ZM187 126V125H186ZM185 126V127H186ZM200 126V125H199ZM204 126V127H205ZM233 127H236L235 125H232ZM85 127V126H84ZM99 127V126H98ZM98 127H96V128H98ZM126 126H124L123 128H125ZM147 127V126H146ZM146 127H145V129H146ZM148 127V128H149ZM160 127V126H159ZM177 127H175L176 128V130H178L177 129ZM204 127H202L203 129H204ZM208 127V126H207ZM206 127V128H207ZM251 127H253V126H251ZM257 127V126H256ZM261 127V126H260ZM70 128V127H69ZM78 128V127H77ZM90 128V127H89ZM88 128V129H89ZM109 128V127H108ZM131 128H134V127H131ZM136 128V127H135ZM135 128H134V130H135ZM147 128V129H148ZM153 128H156V126L155 127H153ZM161 129H167L165 126H163V128L162 127H160ZM159 128V129H160ZM170 129H171V127H169ZM205 128V129H206ZM62 129V128H61ZM93 129H94V127H93ZM104 129V128H103ZM103 129H102V131H103ZM110 129V128H109ZM127 129V128H126ZM150 129V128H149ZM157 129V128H156ZM169 129V131H171ZM187 129V128H186ZM186 129H184V130H186ZM187 129V130H188ZM191 129H192V127H191ZM199 129V128H198ZM242 129H245L243 126H242ZM248 129V128H247ZM246 129V130H247ZM66 130H68V129H66ZM113 130V129H112ZM111 130V131H112ZM121 130V129H120ZM133 130V131H134ZM158 130V129H157ZM156 130V131H157ZM173 130V129H172ZM175 130V129H174ZM209 130V129H208ZM235 131L237 130V128L236 129H234ZM245 130V131H246ZM257 130H259V129H257ZM261 130V129H260ZM71 131V130H70ZM87 131V130H86ZM85 131V132H86ZM92 131V130H91ZM105 131H106V129H105ZM130 131V130H129ZM128 131V132H129ZM132 131V130H131ZM133 131H132V133L131 134H133ZM136 131H138V130H136ZM146 131V130H145ZM159 131H161V130H158V133H159ZM163 131V130H162ZM183 130L181 129V132H182ZM189 131V130H188ZM197 131V130H196ZM199 131H201L200 133H202V131L203 130H201V127H200V130ZM198 131V132H199ZM235 131H232L233 132V136L235 135L234 134V132ZM264 130H262V132H263ZM84 132V131H83ZM88 132V131H87ZM98 132V131H97ZM123 132V131H122ZM173 131H171L170 133H172ZM176 132V131H175ZM260 132V131H259ZM259 132H255V133H259ZM261 132V133H262ZM62 133V132H61ZM117 133V132H116ZM136 134L138 133V132H135ZM134 133V134H135ZM142 133H144V132H141V134ZM152 133V132H151ZM153 133H155V132H153ZM152 134V135H156L155 137H158V136H160V133L159 134ZM163 133H164V131H163ZM177 133V132H176ZM179 133H180V130H179ZM183 133H184V131H183ZM190 134L191 133H193V131H190L189 132ZM195 134L196 136H199V135H201L202 136V134ZM237 133H239V132H237ZM241 133V132H240ZM260 133V134H261ZM66 134V133H65ZM94 134H96V133H94ZM99 134V133H98ZM107 134V133H106ZM118 134H120V133H118ZM125 134V133H124ZM130 134V133H129ZM146 134V133H145ZM174 134V133H173ZM232 134V133H231ZM248 134V133H247ZM250 134V133H249ZM263 134V133H262ZM72 135V134H71ZM102 135V134H101ZM100 135V136H101ZM108 135V134H107ZM117 135V134H116ZM151 134H150V136H152ZM158 135V136H157ZM175 135V134H174ZM180 135H182V133L180 134ZM185 135V134H184ZM183 135V136H184ZM186 135H187V133H186ZM205 135V134H204ZM206 135H208V134H206ZM243 135V134H242ZM246 135V134H245ZM245 135H243L242 136V138L245 136ZM66 136V135H65ZM75 136V135H74ZM78 136V135H77ZM93 138H95L96 136L94 135H91ZM103 136V135H102ZM124 136V135H123ZM144 135H142V137H143ZM146 136V135H145ZM163 136V135H162ZM167 136H169V134L167 135ZM166 136V137H167ZM171 136H172V134H171ZM176 136V135H175ZM175 136H172V137H174V139H175ZM193 136H194V134H193ZM201 136H199L200 137V139H201ZM232 135H231V138H233V140H234V137H233ZM236 136V135H235ZM238 136H240L241 137V134L240 135H238ZM247 136V135H246ZM250 136V135H249ZM248 136V137H249ZM252 136V135H251ZM64 137V136H63ZM71 137V136H70ZM81 137V136H80ZM99 137V136H98ZM104 137V136H103ZM147 137V136H146ZM152 137H154V136H152ZM161 137V136H160ZM166 137H161L160 139H165ZM178 137H179V135H178ZM184 137H186V136H184ZM188 137H192V136H188ZM202 137H205V136H202ZM237 137V136H236ZM236 137H235V139H236ZM72 138V137H71ZM79 138V137H78ZM100 138H102V137H100ZM100 138H97L98 140L100 139ZM112 138V137H111ZM114 138V137H113ZM118 138V137H117ZM120 138V137H119ZM127 138V137H126ZM125 138V139H126ZM134 139L133 140H135V138H140L139 137V135H138V137H133ZM169 138L170 139H167V140H169L168 142H171L170 140L172 139L170 136H169ZM182 138V137H181ZM206 138V137H205ZM59 139V138H58ZM63 139V138H62ZM65 139V138H64ZM116 139V138H115ZM120 139H123V138H120ZM154 139H156V138H154ZM157 139H159V138H157ZM159 139V140H160ZM173 139V140H174ZM178 139H180V137L178 138ZM188 139V138H187ZM190 139V138H189ZM193 139H195V138H192V141H193V143H194V141H196V139H197V141H200V140H198V137L195 139V140H193ZM228 139V138H227ZM244 139H246L245 137H244ZM117 140V139H116ZM115 140V141H116ZM119 140V139H118ZM128 140V139H127ZM132 140V139H131ZM146 140H150V139H146ZM177 140V139H176ZM191 140V139H190ZM189 140V141H190ZM203 140V139H202ZM205 140H207V139H205ZM216 140V141H215ZM232 140V139H231ZM238 140L240 141V139H239V137H238ZM254 140V139H253ZM61 141V140H60ZM77 141V140H76ZM76 141H74V143L76 142ZM84 141V140H83ZM92 141H94V140H92ZM101 141V140H100ZM102 141H104V139L102 140ZM112 141H114V140H112ZM111 141V142H112ZM120 141H122V140H120ZM124 141H126V140H124ZM141 141V140H140ZM162 141H164V140H162ZM179 141V140H178ZM177 141V142H178ZM180 141H183V140H180ZM187 142H188V140H186ZM196 141V142H197ZM204 141V140H203ZM236 141V140H235ZM235 141H234V145H236L235 144ZM247 141V140H246ZM259 141H262V140H258L257 139V143L259 142ZM85 142V141H84ZM87 142V141H86ZM85 142V143H86ZM142 142H147V141H142ZM155 142H158V141H156L155 140ZM166 142V141H165ZM165 142H163V143H165ZM168 142H167V145H169L168 144ZM176 142V143H177ZM183 142H185V140L183 141ZM182 142V143H183ZM210 142H212L211 140H210ZM221 142V140H220V138L218 139V143H220ZM253 142H255V141H253ZM73 143V142H72ZM95 143V142H94ZM114 143V142H113ZM119 143V142H118ZM122 143V142H121ZM132 143H134L133 141H131V145H132ZM148 143V142H147ZM147 143H145V144H147ZM151 143V142H150ZM149 143V144H150ZM162 143V144H163ZM174 143V142H173ZM204 143V142H203ZM207 143V142H206ZM222 143H224V141L223 142H221V144ZM227 143H228V141H227ZM226 142H225V144L226 145H224L223 147H225V146H227L228 144H227ZM232 143V142H231ZM239 144H242V143H240V142H238ZM256 143V142H255ZM256 143V144H257ZM77 144V143H76ZM84 144V143H83ZM87 144V143H86ZM107 144V143H106ZM115 144V143H114ZM113 144V145H114ZM120 144V143H119ZM118 144V145H119ZM144 144V145H145ZM149 144H147L148 146H149ZM152 144V143H151ZM151 144H150V149H152L153 147L151 146ZM154 144V143H153ZM152 144V145H153ZM157 144V143H156ZM159 144V143H158ZM158 144H157V146L156 147H158ZM181 144V143H180ZM186 145H188V148H189V144H187V143H185ZM185 144H182L183 146L185 145ZM192 144V143H191ZM213 144V143H212ZM217 144V143H216ZM251 144V143H250ZM253 144V143H252ZM111 145H112V143H111ZM110 145V146H111ZM124 145H125V142H124ZM138 145V144H137ZM137 145H136V147H137ZM141 145H143V144H141ZM140 145V143H139V146H141ZM161 145V144H160ZM160 145H159V147H160ZM170 145H172L171 143H170ZM179 145V144H178ZM176 146V144L174 143V146H176V147H179V146ZM192 145H194V147L193 146H191L192 147V151H193V148H194V150H195V148L197 147H195V143L194 144H192ZM201 145H203V144H201ZM200 145V146H201ZM230 145V144H229ZM228 145V146H229ZM258 145V144H257ZM257 145L255 146V148L257 147ZM72 146H75V145H72ZM114 146H116V144L114 145ZM134 146V145H133ZM132 146V147H133ZM138 146V147H139ZM148 146H146L145 145V147H148ZM163 146V145H162ZM183 146H181V147H183ZM212 146V145H211ZM216 146V145H215ZM242 146H244V145H242ZM245 146H246V144H245ZM249 146V145H248ZM81 147V146H80ZM83 147H85V146H83ZM101 147H102V145H101ZM113 147V146H112ZM120 147V146H119ZM124 147V146H123ZM123 147H121V148H123ZM127 147V146H126ZM144 147V146H143ZM154 147H155V145H154ZM158 147V148H159ZM164 147V146H163ZM166 147V146H165ZM164 147V149H163V151L166 149ZM169 147V146H168ZM176 147H174L175 149H176ZM184 147H187V146H184ZM191 147L189 148V149H191ZM203 147V146H202ZM207 147V146H206ZM236 147H240V146H236ZM253 147V146H252ZM86 148V147H85ZM85 148H83V150L85 149ZM108 148V147H107ZM111 148V147H110ZM120 148V149H121ZM125 148V147H124ZM134 148V147H133ZM133 148H132V150H133ZM174 148H170L171 150H173V152H174ZM201 148V147H200ZM208 148H210V147H208ZM207 148V149H208ZM219 148V147H218ZM222 148V147H221ZM232 148V147H231ZM258 148V147H257ZM256 148V149H257ZM61 149V150H60ZM112 149V148H111ZM120 149H118L119 151H120ZM126 149V148H125ZM139 149V148H138ZM146 149V148H145ZM144 149V150H145ZM149 148H148V150L147 151H149L150 150ZM157 149V148H156ZM160 149V148H159ZM158 149V150H159ZM162 149V148H161ZM168 149V148H167ZM166 149V150H167ZM199 149V148H198ZM197 149V150H198ZM207 149H205V150H207ZM212 149L214 150V148L212 147ZM212 149H210V150H212ZM224 149V148H223ZM237 150L239 149V148H236ZM249 149H252V148H248V150ZM261 149V148H260ZM259 149V150H260ZM79 150V149H78ZM83 150H82V152H83ZM86 150H89V149H86ZM107 150V149H106ZM123 150V149H122ZM128 150H129V148H128ZM140 150H142V149H140ZM153 150H155V149H153ZM177 150H179L180 151V149H178L177 148ZM182 151H180L181 152V154H182V152L185 150H183V149H181ZM202 150V149H201ZM209 150V151H210ZM213 150H212V152H213ZM219 150H221V149H219ZM225 151L226 150H228V149H224ZM235 150V149H234ZM236 150V152L238 153L239 151H237ZM247 150V151H248ZM112 151V150H111ZM114 151H115V149H114ZM113 151V152H114ZM131 151V150H130ZM151 151V150H150ZM156 151V150H155ZM162 151V150H161ZM170 151V150H169ZM191 151V152H192ZM200 151V150H199ZM221 151H223V150H221ZM229 151L231 152L232 150L230 149V150H228V151H226V152H228L229 153ZM245 151V150H244ZM247 151H246V153H247ZM250 151H252V150H250ZM263 151V150H262ZM88 152V151H87ZM118 151H116V153L115 154H118L117 153ZM122 152V151H121ZM120 152V153H121ZM129 152V151H128ZM139 152L140 151H138V156H139ZM142 152V151H141ZM144 152V151H143ZM146 152V151H145ZM177 152V151H176ZM186 152V151H185ZM203 152V151H202ZM233 152H235V151H233ZM235 152V153H236ZM254 152V151H253ZM255 152H258V150L256 151L255 150ZM254 152V153H255ZM119 153V154H120ZM149 153V152H148ZM148 153H145L146 155L148 154ZM151 153H153V152H151ZM163 153H166L165 151L163 152ZM167 153H169V152H167ZM179 153V152H178ZM186 153H188V152H186ZM196 153V152H195ZM198 153V152H197ZM201 153V152H200ZM204 153H206L205 151L203 152V154L202 155H204ZM235 153H233L232 154V156H234L235 155ZM241 153V152H240ZM239 153V154H240ZM249 153V152H248ZM247 153V154H248ZM260 153V152H259ZM114 154V155H115ZM157 154V153H156ZM180 154V153H179ZM192 154V153H191ZM209 154V158H206V160L202 157V161L203 160H205L204 161V165H202L203 167H201L200 165L202 164H200L198 167L197 166H195L196 168L194 169V168H191V167H182L183 165H180L182 168H183V171H184V175H181L182 174V171H181V177H179V178H181L182 179V176L183 177H185V176H187V178H188V176H190L189 178H188V181H189V179H192V177H193V179H195V182H198V185H196V183H195V185H193L191 182V184L193 185V186H189V187H187V186H185V187H187L186 188V190L188 191V193L190 194L188 197H185L184 198V196H183V194H186L185 192L182 194V192H181V195H179V193L177 194L178 195V197H175L174 195L172 196V198L170 197V200H168L167 198H166V201H163V202H167V204L165 205V206H167L165 209L164 208H160L159 210H161V211H163V209H164V211L166 210V211H168V210H172L173 211V213H174V211L175 210H177V208H179L180 209V207H182V208H186L187 207V204L189 203L190 205H189V208H188V210H190L188 213L187 212H182V213H180V214H182V223L184 222L185 223V226H184V224H183V228L181 229V230H178L179 232H177L176 231V233H171V232H168L167 230H165L166 229V227H168V225H169V221L170 220H173L172 218L171 219H169V221H168V219H166V223L164 222V223H162V224H164L162 227H160L161 225L159 224V227L160 228H158L157 230H155V232L154 233H152L151 234V236H152V241H150L151 243L154 241V244L155 245H150V246H148L147 247V250L145 251V255L144 256H146L145 257V261L143 262L144 264H264V227H262L261 226V224H260V222H259V220H258V218H256V217H260V215L262 214L261 212H263L264 211V205H261V203H257V204H255V202H252L253 203V205H251V202L250 201H240V199L239 198H236V199H238L235 203H232V201L233 200H236L235 198L234 199H232V200H230L229 202L230 203H227L226 202V206H225V208H223V210L222 211H224V209H225V211L227 210L228 212H230V211H232L234 208H236V210H234V211H237V213H238V209H240V212L242 213V215H241V217H240V215H237V217L239 216L240 218H241V221H242V223H239V224H235L236 222H234L236 219H237V217H236V219L234 220V221H232L233 219H231L230 217V219L228 220H226V223L225 222H220L221 220L223 221L224 219H218L217 220V222H219V224H217L218 226H220L219 228H215V217H216V215H215V203H216V207L218 208V206H220V205H217V202L218 201H216L215 202V196H217V194L215 195V185L217 184V183H215V177L216 176H218V177H223L224 179H225V176H227L228 174H229V176H231L232 175V177L231 178H234L233 177V174H234V169H233V174H232V171H230V169H229V171L227 170V168H224V166H220L219 164H217L216 162H215V156L213 155V157L211 156V158H210V152L208 153ZM207 154V155H208ZM212 154H214V152L212 153ZM216 154V153H215ZM251 154V153H250ZM58 155H60V156H58ZM76 155V154H75ZM87 155V154H86ZM100 155V154H99ZM136 154H135V156H137ZM142 155H144V153L142 154ZM151 155V154H150ZM154 155H155V153H154ZM158 155V156H157ZM156 156H157V158L158 157H161L162 155H161V153H160V155L161 156H159V152H158V154H157ZM184 155H186L185 153H184ZM194 155V154H193ZM206 155V156H207ZM223 155H224V153H223ZM230 155V154H229ZM228 155V156H229ZM242 155H244V154H242ZM241 155V156H242ZM80 156V155H79ZM119 156V155H118ZM118 156H116V157H118ZM121 156H123L122 154H121ZM127 157L128 156H131V154H128V155H126ZM133 156V155H132ZM132 156H131V158H132ZM149 156V155H148ZM183 156V155H182ZM182 156L180 155V157L182 158ZM190 156V155H189ZM196 156V155H195ZM194 156V157H195ZM205 156V155H204ZM217 156H219V155H217ZM244 156H246V154L244 155ZM247 156H249V155H247ZM87 157V156H86ZM107 157V156H106ZM123 157H125V156H123ZM142 157V156H141ZM146 157V156H145ZM144 157V158H145ZM150 157V156H149ZM152 157H154V156H151V158ZM164 157V156H163ZM162 157V158H163ZM173 157V156H172ZM192 157V156H191ZM225 157V156H224ZM224 157H222L221 156V158L223 159ZM261 157V155H259V158ZM108 158V157H107ZM122 158V157H121ZM131 158H128V159H131ZM187 158V157H186ZM217 158V157H216ZM221 158H219V160L221 159ZM225 158H227V157H225ZM224 158V159H225ZM235 158V157H234ZM242 158V157H241ZM248 158H250V156L248 157ZM252 158V157H251ZM258 158V159H259ZM261 158H263V157H261ZM260 158V159H261ZM111 159V158H110ZM113 159H115L116 160V158H113ZM113 159H111L112 161H113ZM118 159H120V156L117 158V160ZM126 159V157L124 158V160ZM164 159V158H163ZM165 159H166V157H165ZM169 159V158H168ZM184 159V158H183ZM183 159H181V160H183ZM197 159H199V157H197ZM218 159V158H217ZM216 159V160H217ZM228 159V158H227ZM226 159V161H227V163L229 162V160H227ZM253 159H256V158H254L253 157ZM253 159H249V161H253ZM257 159V160H258ZM74 160H76V158H74ZM109 160V159H108ZM114 160V161H115ZM116 160V161H117ZM123 160V159H122ZM121 160V161H122ZM122 161V163L121 162H119V160H118V162H113V164H114V166H115V164H116V166H117V163H121L120 165L121 166H123V168L124 167H126V166H124V165H127V164H129V163H127L126 161ZM127 160V159H126ZM137 160V159H136ZM135 160V161H136ZM139 161H143V160H140V159H138ZM155 160H157V159H155ZM162 160V159H161ZM178 160H180V159H178ZM194 160H195V158H194ZM234 160H236V158L234 159ZM242 160H245V157H244V159L242 158ZM241 160V161H242ZM256 160V161H257ZM78 161V160H77ZM94 161V160H93ZM106 161V160H105ZM104 161V162H105ZM135 161H129V162H135ZM139 161L138 162H135V163H139ZM151 161H153L152 159H151ZM162 161H164V160H162ZM167 161V160H166ZM169 161H170V159H169ZM169 161H167L168 163H169ZM171 161H173V159L171 160ZM170 161V162H171ZM174 161H177V160H175V158H174ZM199 161V160H198ZM197 161V162H198ZM201 161V162H202ZM233 160H231L230 162H232ZM238 161V160H237ZM71 162H72V164H71ZM86 162V161H85ZM84 162V163H85ZM103 162V161H102ZM101 162V163H102ZM111 162V161H110ZM127 163V164H124V165H122L123 163ZM148 161H146V163H147ZM150 162V161H149ZM160 161H158L156 164H157V166H158V168H159V165H158V163H159ZM165 162V161H164ZM222 161L220 160V163H221ZM239 162H240V160H239ZM238 162V163H239ZM243 162L244 161H242V164H243ZM248 162V161H247ZM107 163V162H106ZM105 163V164H106ZM142 163H144V161L142 162ZM152 163V162H151ZM162 163V162H161ZM168 163H166V165H169ZM172 163V162H171ZM178 163V162H177ZM226 163V164H227ZM233 163V162H232ZM237 163V162H236ZM248 163H250V162H248ZM76 164H78V163H76ZM95 164V163H94ZM104 164V165H105ZM109 164V163H108ZM132 164V163H131ZM153 165H154V163H152ZM253 164V163H252ZM258 164V163H257ZM75 165V164H74ZM73 165V166H74ZM112 165V164H111ZM164 165V164H163ZM165 165V166H166ZM174 165H176V163L175 164H170V166H174ZM178 165V164H177ZM186 165V164H185ZM188 165V164H187ZM190 165V164H189ZM188 165V166H189ZM225 165V164H224ZM235 166H238L239 167V165L237 164H234ZM233 165V166H234ZM245 165V164H244ZM244 165H242V166H244ZM84 166V165H83ZM113 166V167H114ZM119 166V165H118ZM121 166H119V167H121ZM128 166V165H127ZM161 166V165H160ZM170 166H168L169 168H170ZM191 166V165H190ZM228 166V165H227ZM230 166V165H229ZM249 166H250V164H249ZM252 166V165H251ZM85 167V166H84ZM88 167V166H87ZM93 167V166H92ZM142 167V166H141ZM140 167V168H141ZM156 167V166H155ZM162 167V166H161ZM175 167V166H174ZM173 167V168H174ZM245 167V166H244ZM257 167V166H256ZM261 167V166H260ZM78 168V167H77ZM82 168V167H81ZM122 168V167H121ZM150 168V167H149ZM166 168V167H165ZM169 168H167L168 170H169ZM241 168V167H240ZM240 168H238L239 169V171H242L243 170V168H242V170L240 169ZM247 168V167H246ZM258 168H259V166H258ZM263 168V167H262ZM86 169V168H85ZM96 169V168H95ZM99 169V168H98ZM105 169V168H104ZM109 169H112V168H109ZM139 169V168H138ZM143 169V168H142ZM175 169V168H174ZM173 169V170H174ZM245 169V168H244ZM260 169V168H259ZM258 169V170H259ZM73 170V169H72ZM88 170V169H87ZM134 170V169H133ZM141 170V169H140ZM140 170H138V171H140ZM173 170H171V171H173ZM176 170V169H175ZM179 170V169H178ZM236 170V169H235ZM261 170V169H260ZM259 170V171H260ZM92 171V170H91ZM99 171V170H98ZM107 171H109V170H107ZM135 171V170H134ZM137 171V172H138ZM143 171V170H142ZM177 171V170H176ZM248 171H250L249 169L246 171L245 170V172H248ZM256 171V170H255ZM259 171H256V172H259ZM263 171V170H262ZM90 172V171H89ZM94 172V171H93ZM95 172H97V171H95ZM100 172H104L103 170L102 171H100ZM116 172V171H115ZM121 172V171H120ZM147 173H148V171H146ZM151 172V170H149V173ZM157 172H159V171H157ZM162 172V171H161ZM164 172V171H163ZM175 172V171H174ZM244 172V171H243ZM244 172V173H245ZM251 172V171H250ZM250 172H248V173H250ZM254 172V171H253ZM256 172H254V174L256 173ZM98 173V172H97ZM97 173H96V176L95 177H97L98 175H97ZM105 173H106V171H105ZM107 173H109V172H107ZM106 173V174H107ZM111 173H113V172H111ZM119 173V172H118ZM122 173H124V171L122 172ZM125 173H127V172H125ZM130 173V175H131V173L132 172H128V174ZM155 173V172H154ZM153 173V174H154ZM170 172H168V174H169ZM171 173H173V172H171ZM178 173H180V172H178ZM178 173H176V174H178ZM237 173V172H236ZM260 174H258V175H251L250 174V176L251 177H253V176H261V171L259 172ZM73 174V173H72ZM79 174V173H78ZM85 174V173H84ZM83 174V175H84ZM93 174V173H92ZM104 174V173H103ZM137 174H139V172L137 173ZM140 174H142V173H140ZM146 174V173H145ZM175 174V173H174ZM237 174H239V173H237ZM242 174V173H241ZM241 174H239V176L241 175ZM246 174V173H245ZM109 175V174H108ZM147 175V174H146ZM146 175H144V177L146 176ZM161 175V174H160ZM165 176L167 175V172H166V174H164ZM246 175H248L249 176V174H246ZM87 176V175H86ZM92 176V175H91ZM90 176V177H91ZM94 176V175H93ZM103 175H101V177H102ZM107 176V175H106ZM109 176H111V175H109ZM114 176H115V174H114ZM119 176V175H118ZM121 176V175H120ZM159 175H155L154 177H152V178H156V177H158ZM163 176V175H162ZM161 176V177H162ZM228 176V177H229ZM235 176V175H234ZM80 177V176H79ZM84 177V176H83ZM82 177V178H83ZM90 177H87L86 179L87 180H89V178ZM138 177V176H137ZM151 177V176H150ZM217 177V178H218ZM228 177H226V178H228ZM236 177V176H235ZM238 177V176H237ZM242 177V176H241ZM254 177V178H255ZM70 178H71V176H70ZM69 178V179H70ZM74 178H76V177H74ZM110 178V177H109ZM116 178V177H115ZM171 178H173V177H170L169 178V180L171 179ZM176 178V177H175ZM174 178V180L175 181H177L178 179H175ZM187 178L185 179V180H187ZM219 178V179H220ZM231 178H230V180H231ZM239 178V177H238ZM261 178V177H260ZM262 178H263V175H262ZM92 179V178H91ZM102 179V178H101ZM113 179H114V177H113ZM145 179H148V177L147 178H145ZM151 179V178H150ZM165 179V178H164ZM192 179V180H193ZM236 179L237 178H235V181H236ZM245 179V178H244ZM81 180V179H80ZM99 180V179H98ZM106 180V179H105ZM108 180V179H107ZM111 180V179H110ZM109 180V181H110ZM126 180H128L129 181V179H126ZM131 180H132V178H131ZM130 180V181H131ZM136 181H137V179H135ZM138 180H139V178H138ZM142 180V179H141ZM141 180H140V182H141ZM144 180V179H143ZM157 180V179H156ZM166 180V179H165ZM184 180V181H185ZM225 180H229V179H225ZM239 179H237V181H238ZM242 179H240V181H241ZM262 181L264 180V179H261ZM94 181H95V179H94ZM97 181V180H96ZM95 181V182H96ZM102 182L104 181V179H102L101 180ZM100 181V182H101ZM115 181V180H114ZM118 181V180H117ZM117 181H115V182H117ZM127 181V182H128ZM146 181H148V180H146ZM145 181V182H146ZM151 181V180H150ZM159 181L160 180H158V183H159ZM179 181V180H178ZM184 181H183V183H184ZM191 181V180H190ZM194 181V180H193ZM192 181V182H193ZM219 181V180H218ZM236 181V182H237ZM244 181V180H243ZM68 182V181H67ZM75 182V181H74ZM79 182V181H78ZM83 182V181H82ZM81 182V183H82ZM90 182V181H89ZM99 182V181H98ZM107 182V181H106ZM114 182V183H115ZM119 182V181H118ZM135 182V181H134ZM139 182V181H138ZM144 182V183H145ZM154 182H157V181H155V179H154ZM154 182H152L151 181V183H154ZM164 181H161V183H163ZM180 182H181V180H180ZM177 183L176 184V182H175V185L174 186H177L178 184H182L183 185V183L181 182V183ZM186 182V181H185ZM222 182L223 181H221V184H222ZM226 182V181H225ZM224 182V183H225ZM245 182V181H244ZM246 182H248V184H249V181L247 180ZM264 182V181H263ZM62 183H63V181H62ZM71 183V182H70ZM92 183V182H91ZM90 183V184H91ZM105 183V182H104ZM133 182H131V184H132ZM142 183V182H141ZM160 183V184H161ZM173 183H174V181H173ZM189 183V184H190ZM224 183L222 184V185H224ZM228 183H231V181L230 182H228ZM234 183V182H233ZM241 184V182H237V184L240 186V184ZM251 183V182H250ZM74 184V183H73ZM88 184V183H87ZM102 184V183H101ZM121 184V183H120ZM128 184H130L129 182H128ZM143 184V183H142ZM142 184H141V186H142ZM145 184H147V182L145 183ZM159 184V186H162V184L160 185ZM172 184V183H171ZM170 184V185H171ZM188 183H187V185H189ZM201 184V185H200ZM221 184H219L220 186H221ZM67 185H69V184H67ZM72 185V184H71ZM81 185V184H80ZM80 185H79V188H81L80 187ZM105 185V184H104ZM107 185V184H106ZM109 185V184H108ZM107 185V186H108ZM134 185V184H133ZM139 185V184H138ZM144 185V184H143ZM149 185H150V187L153 185V184H150L149 183ZM149 185H147L148 187H149ZM155 185H157V184H154V186ZM169 185V184H168ZM173 185V184H172ZM181 185V186H182ZM185 185V184H184ZM252 185V184H251ZM253 185H256V183L254 184L253 183ZM253 185H252V189L253 190H256V188L254 189V187H262V186H260V184H257V186H254L253 187ZM83 186H84V184H83ZM89 186V185H88ZM90 186H92V185H90ZM93 186H94V184H93ZM97 186V185H96ZM106 186V187H107ZM111 186H112V184H110V188H111ZM117 186V185H116ZM119 186H121V185H119ZM131 186V185H130ZM135 186V185H134ZM146 186V185H145ZM145 186H142L143 187V189L145 188ZM146 186V187H147ZM180 186V190H181V187ZM199 186V188L201 189L200 191H198L196 194H193L192 195V192H194V191H197V189L199 190V188H197ZM205 186H207V187H205ZM220 186H218L219 188H220ZM226 187H227V184L225 185ZM228 186H230L231 187V185H229L228 184ZM238 186V187H239ZM263 186H264V184H263ZM68 187V186H67ZM102 187H104V186H102ZM109 187V186H108ZM114 187H115V185H114ZM125 187V186H124ZM123 187V188H124ZM127 187V186H126ZM137 187H139V186H137ZM150 187H149V189H150ZM173 187V186H172ZM179 187V186H178ZM217 187V186H216ZM223 187V186H222ZM237 187V188H238ZM64 188V187H63ZM72 188H74L73 186H72ZM72 188H70L71 190H72ZM76 188V187H75ZM74 188V190H78V189H75ZM83 188V187H82ZM88 188V187H87ZM92 188V187H91ZM98 188H100V186L98 187ZM97 188V189H98ZM130 188V187H129ZM129 188H128V190H129ZM134 187H132V189H133ZM141 187H139L138 188V190L140 189ZM153 188H155V187H152V189ZM164 188V187H163ZM163 188H159L160 190L161 189H163ZM166 188H168V186H166ZM232 188L234 189L233 191H235L237 188L235 187V186H232ZM61 189V188H60ZM69 189V190H70ZM95 189V188H94ZM94 189H92V190H94ZM100 189H102L103 190V188H100ZM100 189H98V191L100 190ZM108 189V188H107ZM119 189V188H118ZM131 188H130V190H132ZM137 188H134L133 190L134 191H132V192H134V194H135V190H136ZM142 189V188H141ZM140 189V190H141ZM142 189V190H143ZM146 189H148V188H146ZM152 189H150V191L152 190ZM157 189H158V187H157ZM165 189V188H164ZM171 188H168L167 190H170ZM220 189H223V188H220ZM239 189H242V187L240 186V188ZM238 189V190H239ZM260 190H264V188L262 189V188H259ZM56 190V189H55ZM69 190H68V192H69ZM89 190V189H88ZM105 190V189H104ZM112 190H114V189H112ZM139 190V191H140ZM166 190V191H167ZM179 190V191H180ZM182 190H184V189H182ZM217 190V189H216ZM229 190H230V188H229ZM61 191H63L62 189H61ZM67 191V190H66ZM85 191V190H84ZM109 191V190H108ZM108 191L106 192L105 191V193H108ZM121 191V190H120ZM126 191V190H125ZM138 191V192H139ZM145 192H146V190H144ZM159 191V190H158ZM223 191V190H222ZM228 191V190H227ZM240 191V190H239ZM259 191V190H258ZM55 192V191H54ZM65 192V191H64ZM79 192V191H78ZM83 192V191H82ZM82 192H80V193H82ZM86 192H88L87 190H86ZM102 191H100V193H101ZM126 192H129V191H126ZM137 191H136V193H138ZM141 192V191H140ZM139 192V193H140ZM145 192H142V193H145ZM153 192H154V190H153ZM161 192V191H160ZM163 192H164V190H163ZM162 192V193H163ZM220 192V191H219ZM232 192V191H231ZM230 192V193H231ZM236 192H237V190H236ZM58 193H60V192H58ZM66 193V192H65ZM71 193H73V192H71ZM79 193V194H80ZM84 193V192H83ZM89 194H90V192H88ZM98 193V192H97ZM113 193V192H112ZM117 193V192H116ZM156 193H158V195L157 196H159V192H156ZM156 193H154V194H156ZM161 193V194H162ZM167 193V192H166ZM226 193V192H225ZM244 193H246V192H244ZM56 194V193H55ZM61 194V193H60ZM88 194V195H89ZM91 194H94V192H91ZM118 194V193H117ZM120 194V193H119ZM128 194V193H127ZM151 194H153L152 192H151ZM174 194V193H173ZM232 194H234V193H232ZM243 194V193H242ZM241 193H240V195H242ZM248 194H250V192L248 193ZM248 194H246L245 195V197L248 195ZM252 195H254L253 193H251ZM260 193H258L257 195H259ZM61 195H63V194H61ZM99 195V194H98ZM103 195V194H102ZM104 195H107V194H104ZM112 195H115V193L114 194H110L109 193V195L108 196H112ZM131 195V194H130ZM133 195V194H132ZM144 195V194H143ZM142 195V196H143ZM168 195V194H167ZM166 195V196H167ZM170 195V194H169ZM168 195V196H169ZM172 195V194H171ZM176 195V196H177ZM227 195V194H226ZM262 195H263V192H262ZM77 197H78V194L76 195ZM91 196V195H90ZM89 196V197H90ZM121 197L120 198H123L122 197V193H121V195H120ZM125 196H126V194H125ZM124 196V197H125ZM152 196V195H151ZM154 196H156V195H154ZM153 196V197H154ZM162 196H165V195H162ZM219 196V195H218ZM223 196V195H222ZM234 196H236L235 194H234ZM233 196V197H234ZM238 196V195H237ZM250 196V195H249ZM248 196V197H249ZM255 196V195H254ZM252 197L251 196V199L252 198H255V197ZM264 196V195H263ZM263 196H259V198H261V200L264 198ZM59 197V196H58ZM61 197V196H60ZM75 197V196H74ZM73 196H72V198H74ZM76 197V198H77ZM85 197V196H84ZM92 197H93V195H92ZM95 197V196H94ZM115 197V196H114ZM116 197H118V196H116ZM128 197V196H127ZM132 197V196H131ZM143 197H145V196H143ZM161 197V196H160ZM239 197V196H238ZM245 197H244V199H245ZM54 198V197H53ZM55 198L57 199V197L55 196ZM70 198H71V195L70 196H68L67 198H64V199H66L68 202H70V204L71 203H73V202H76V201H73L72 202V200H70ZM81 198H83V196L81 197ZM86 198H88V196L86 197ZM85 198V199H86ZM96 198V197H95ZM95 198H93V199H95ZM100 198V197H99ZM103 198H106V200H107V197H104L103 196ZM109 198V197H108ZM136 198V197H135ZM139 198H140V196H139ZM147 198H149V197H147V195H146V198H144V199H147ZM162 198H164V197H162ZM184 198V199H183ZM219 198V197H218ZM227 198H229V197H227ZM257 198V197H256ZM78 199V198H77ZM84 199V200H85ZM114 199V198H113ZM128 199V198H127ZM138 199V198H137ZM141 199H143L142 197H141ZM165 199V198H164ZM163 199V200H164ZM189 199V200H188ZM241 199H242V197H241ZM66 200H65V202H66ZM70 200V201H69ZM80 200V199H79ZM100 200V199H99ZM98 200V201H99ZM106 200L104 199H102V200H100V203L96 206L95 204V209L96 210H94L93 208H92V204H91V206L90 205H88L89 207H91L93 210H91V211H94L93 212V215H91V216H89V218H90V220H94V219H96L97 217H100V215H101V217H100V219L101 220H103V218H102V213L103 212H105V214H107V210L106 211H104L105 210V208L107 207V202H106ZM121 200V199H120ZM162 199H160V201H161ZM225 199H223V201H224ZM243 200V199H242ZM264 200V199H263ZM56 201V200H55ZM63 201V199L60 201V199H59V201L58 202H62ZM89 201V200H88ZM97 201V202H98ZM111 201V200H110ZM109 201V202H110ZM116 201V200H115ZM136 201L137 200H135V203H136ZM140 201V199L138 200V203H140L139 202ZM142 201V200H141ZM144 201V200H143ZM156 201H157V199H156ZM221 201V200H220ZM226 201V200H225ZM252 201H253V199H252ZM68 202H66L67 203V205H68ZM84 202H86V200L84 201ZM96 202V201H95ZM129 202H130V200H129ZM131 202H133V200L131 201ZM162 202V203H163ZM183 202V203H182ZM222 202V201H221ZM248 202H250V204L248 203ZM54 203V202H53ZM78 203V202H77ZM76 203V204H77ZM81 203H82V200H81ZM111 203H112V201H111ZM111 203H109V204H111ZM113 203H114V201H113ZM151 203V202H150ZM153 203V202H152ZM151 203V204H152ZM157 203H158V201H157ZM219 203V202H218ZM58 205L59 204H61V203H57ZM56 204V205H57ZM62 204H64V206L63 207H65V203H62ZM123 204V203H122ZM128 204V203H127ZM134 204V203H133ZM137 204V203H136ZM141 204H143L144 205V203H141ZM147 204H148V202H147ZM160 204V203H159ZM221 204V203H220ZM263 204V203H262ZM86 205V204H85ZM116 206H118L117 204H115ZM114 205V206H115ZM139 205V204H138ZM142 205V206H143ZM163 205V206H164ZM222 205H224L223 203H222ZM221 205V206H222ZM60 206V205H59ZM82 206V205H81ZM80 206V207H81ZM112 206V205H111ZM111 206H109L108 205V210H110L109 209V207L110 208H112V209H114L113 207H111ZM124 206H126L127 207V205H124ZM123 206V207H124ZM142 206H140V207H142ZM148 207L150 206V204L149 205H147ZM153 206V205H152ZM151 206V207H152ZM162 206V207H163ZM57 207V206H56ZM67 207V206H66ZM65 207V208H66ZM119 207V206H118ZM123 207H120L119 208V210L121 209V208H123ZM133 207V206H132ZM140 207H138V209L140 208ZM150 207V208H151ZM154 207H155V205H154ZM153 207V208H154ZM248 207H249V209H254V211H249L248 210ZM59 208H61V209H63L62 207H59ZM64 208V209H65ZM68 208V207H67ZM135 208V207H134ZM143 208V207H142ZM145 208H146V206H145ZM243 208V209H242ZM72 209H77L76 211H78L80 208L77 206V208H72ZM127 209V208H126ZM132 209V208H131ZM131 209H130V211H131ZM137 208H135L134 210H136ZM156 209H158L157 207H156ZM187 209V208H186ZM219 210H220V208H218ZM229 209V210H228ZM248 210V214L249 215H245V214H243V212H242V210ZM59 210V211H58ZM58 210H56L57 211V213L56 214H58V216H59V213H61L60 212V209H58ZM68 210V209H67ZM88 210H90V209H88ZM115 210H118L117 208L115 209ZM115 210L114 211H112L111 212V214L113 213V212H115ZM118 210V211H119ZM128 211H129V209H127ZM127 210H125V211H127ZM133 210V209H132ZM140 210V209H139ZM138 210V211H139ZM151 210V209H150ZM181 210V209H180ZM179 210V211H180ZM188 210H186V211H188ZM65 211V213H66V210H64ZM63 211V212H64ZM70 211H72V210H70ZM81 211V210H80ZM80 211H78V212H80ZM83 211H85V210H83ZM90 211V212H91ZM130 211H129V213H130ZM138 211H136V212H138ZM148 211V210H147ZM147 211H145V213L147 212ZM155 211V209H153V212ZM185 211V210H184ZM227 211H226V213H227ZM59 212V213H58ZM69 211H67V213H68ZM89 212V211H88ZM122 212V211H121ZM135 212V211H134ZM141 212H143V211H141ZM156 212H157V210H156ZM217 212H219V211H217ZM221 212V211H220ZM220 212H219V214H220ZM66 213V214H67ZM70 213V212H69ZM77 213V212H76ZM84 213V212H83ZM83 213H78L79 215L80 214H82V216H83ZM126 213V212H125ZM125 213H121V215L122 214H124L125 215ZM128 213V212H127ZM139 213V212H138ZM144 213V212H143ZM147 213H152V211H150V212H147ZM171 213V212H170ZM225 212H224V214H226ZM236 213V212H235ZM240 213V214H241ZM246 213V212H245ZM89 214H91V213H89ZM104 214V215H105ZM110 214V213H109ZM158 214V213H157ZM156 214V215H157ZM228 214V213H227ZM252 216H251V215ZM61 216L63 215L62 213L60 214ZM70 215V214H69ZM79 215H77V216H79ZM120 215V216H121ZM136 215L138 216L139 214H135L134 216L135 217H132V220L134 219V218H136ZM154 215V213L152 214V216ZM175 215V214H174ZM230 215V214H229ZM235 215V214H234ZM233 215V216H234ZM264 215V213L262 214V216ZM57 216V215H56ZM57 216V217H58ZM61 216H59V217H61ZM65 216V215H64ZM81 215H80V217H82ZM84 216H85V214H84ZM119 216V217H120ZM143 216V215H142ZM142 216H140V217H142ZM149 216H151V214L149 215V214H147V217L149 218ZM155 216V215H154ZM153 216V217H154ZM172 216V215H171ZM183 216H184V218H183ZM225 216V215H224ZM227 216V215H226ZM225 216V217H226ZM231 216V215H230ZM261 216V217H262ZM12 217H15L14 219H16V217L18 218V220L22 223L23 222V224H26V226H27V228L26 227H24L23 225H21V226H17L18 227V229H13V228H11L13 225H12ZM55 217V216H54ZM69 217V216H68ZM76 217V216H75ZM74 217V218H75ZM139 217V218H140ZM147 217H142V218H140V219H145V218H147ZM153 217H150V218H153ZM157 217V216H156ZM164 217L165 218H168V214L167 215H164ZM176 217H178L177 216V213H176V216H175V218ZM235 217V216H234ZM261 217H260V219H261ZM26 218V219H25ZM89 218L87 219L88 221H89ZM108 218V217H107ZM124 218V217H123ZM138 218V217H137ZM174 218V219H175ZM256 218V219H255ZM56 219V218H55ZM66 219V218H65ZM64 219V220H65ZM67 219H69V218H67ZM71 219V218H70ZM72 219H73V217H72ZM81 219V218H80ZM131 219V218H130ZM139 219V220H140ZM156 218H154V220H155ZM177 219V218H176ZM175 219V220H176ZM264 219V218H263ZM57 220V219H56ZM113 220V219H112ZM126 220V219H125ZM152 220V219H151ZM154 220H152V222L154 221ZM240 220V219H239ZM59 222H61L60 220H58ZM75 221V220H74ZM78 221V220H77ZM77 221H75V222H77ZM88 221H85L84 223H89ZM97 221V220H96ZM115 221H117V218L115 219ZM114 221V222H115ZM128 221V220H127ZM130 221V220H129ZM134 221V220H133ZM138 221V220H137ZM148 221V220H147ZM162 221V220H161ZM177 221V220H176ZM225 221V220H224ZM18 222V221H17ZM54 222H56L57 223V221H55L54 220ZM65 221H62V223H64ZM81 222H83V220L81 221ZM93 222H95V221H93ZM103 222V221H102ZM114 222H112V223H114ZM119 222H120V220H119ZM122 222V221H121ZM173 222L175 223V221L173 220ZM180 222V221H179ZM179 222H177L176 224H178ZM264 221H262V223H263ZM35 223H37L36 225H35ZM66 223H68V222H66ZM99 223V222H98ZM100 223H101V221H100ZM128 223V222H127ZM126 223V224H127ZM130 223V222H129ZM132 223V222H131ZM130 223V224H131ZM142 224L144 223V221L143 222H141ZM140 223V224H141ZM148 222H146V224H147ZM171 221H170V225H171ZM19 224V223H18ZM47 224H49V225H47ZM59 224V223H58ZM65 224V223H64ZM76 224H78L79 225V223H76ZM94 224V223H93ZM120 224V223H119ZM123 224V223H122ZM133 224V223H132ZM137 224H139V222L137 223ZM139 224V225H140ZM151 224V223H150ZM264 224V223H263ZM262 224V225H263ZM15 225V224H14ZM60 225V224H59ZM82 225H83V223H82ZM109 225V224H108ZM117 225V224H116ZM169 225V227H171ZM175 225V224H174ZM173 225V226H174ZM23 226V227H22ZM35 227V229H34V233L32 234L31 233V230ZM52 226V225H51ZM56 226V225H55ZM55 226L53 227H51V230H52V232H53V230H55V229H53V228H55ZM68 226V225H67ZM72 226H74V225H72ZM124 226H125V224H124ZM123 226V227H124ZM128 226V225H127ZM136 226V225H135ZM141 226V225H140ZM176 226H178V225H176ZM57 227V226H56ZM100 227V226H99ZM130 227V226H129ZM128 227V228H129ZM142 227V229L145 227L144 225H142L141 226ZM157 227V226H156ZM156 227H154V229H156ZM175 227V226H174ZM180 227H181V225H180ZM40 228V227H39ZM50 228V227H49ZM48 228V229H49ZM80 228V227H79ZM86 229H87V227H85ZM94 228V227H93ZM96 228V227H95ZM98 228V227H97ZM131 228H133V227H130V229ZM176 228H179V227H176ZM41 229H43L42 228V226H41ZM63 229V228H62ZM141 229V230H142ZM144 229H147L148 230V228L147 227H145ZM65 230V229H64ZM112 230V229H111ZM116 230V229H115ZM176 230V229H175ZM37 231V232H36ZM42 231V230H41ZM100 233H102L103 234V231L100 229ZM114 231V230H113ZM117 231V230H116ZM125 231V230H124ZM129 231V230H128ZM128 231H125V232H128ZM144 231V230H143ZM151 231V230H150ZM149 230H148V232H150ZM169 231H171V230H169ZM174 231V230H173ZM44 232H46V231H44ZM43 232V233H44ZM58 232H60V231H58ZM64 232V231H63ZM67 232V231H66ZM106 233H108V236H109V232H108V230L107 231H105ZM118 232V231H117ZM120 232V231H119ZM122 232V231H121ZM131 233H134V232H132V231H130ZM145 232V231H144ZM147 232V233H148ZM163 232H168L167 234H163ZM40 233V232H39ZM43 233H40V235L41 234H43ZM48 233V232H47ZM47 233H45V234H47ZM99 232H97V234L99 235L100 234ZM106 233H105V235H106ZM136 233H137V231H136ZM139 233V232H138ZM143 233V232H142ZM141 233V234H142ZM146 233V232H145ZM145 233H143V234H145ZM35 234V235H36ZM50 234H51V232H50ZM63 234H66V233H63ZM63 234H61V236H65V235H63ZM140 234V233H139ZM56 235V234H55ZM111 235V234H110ZM126 235V234H125ZM150 235V234H149ZM37 236V235H36ZM36 236H33V237H35L36 238ZM51 236V235H50ZM130 236H132V234L130 235ZM136 236V235H135ZM148 236V235H147ZM44 237H46V236H44ZM43 237V238H44ZM49 237V236H48ZM52 237V236H51ZM56 237V236H55ZM74 237V236H73ZM83 237V236H82ZM88 237V236H87ZM92 237V236H91ZM90 237V238H91ZM93 237H95V236H93ZM105 237V236H104ZM123 237H126V236H123ZM127 237H129V236H127ZM126 237V238H127ZM143 237V236H142ZM24 238V237H23ZM37 238H38V236H37ZM40 238V237H39ZM43 238H42V240H43ZM53 238V237H52ZM113 238V237H112ZM119 238V237H118ZM122 238V237H121ZM125 238V239H126ZM139 238V237H138ZM22 239V238H21ZM25 239V238H24ZM54 239V238H53ZM101 239H103V238H101ZM135 239V238H134ZM23 240V239H22ZM37 240H39V239H37ZM44 240H48V239H44ZM115 240V239H114ZM120 240V238L119 239H117L116 241H119ZM124 239L122 238V241H123ZM150 240V239H149ZM148 240V241H149ZM40 241V240H39ZM58 241V240H57ZM105 241H107V240H105ZM115 241V242H116ZM137 240H134L133 242H136ZM145 241V240H144ZM22 242V241H21ZM25 242V241H24ZM28 242V241H27ZM32 242H34V240L32 241ZM37 241L35 240V242L34 243H36ZM49 242V241H48ZM95 242V241H94ZM123 242H127V241H123ZM137 242H139V241H137ZM145 242H147V241H145ZM144 242V243H145ZM29 243V242H28ZM33 243V244H34ZM50 243V242H49ZM111 243H112V241H111ZM129 243V242H128ZM73 244V243H72ZM91 244H94L93 242H91ZM96 244V243H95ZM106 244V243H105ZM138 244V243H137ZM140 244H142V243H140ZM140 244H138V245H140ZM26 245V244H25ZM43 245H45V243H43ZM51 245V244H50ZM55 245V244H54ZM113 245V244H112ZM133 245H135V244H133ZM137 245V246H138ZM143 245V244H142ZM141 245V246H142ZM145 245V244H144ZM52 246H53V244H52ZM56 246V245H55ZM111 246V245H110ZM132 246V245H131ZM136 246V245H135ZM102 246L100 245V248H101ZM107 247V246H106ZM129 247H130V245H129ZM36 248V247H35ZM54 248V247H53ZM55 248H57V247H55ZM60 248V247H59ZM62 248V247H61ZM94 248V247H93ZM51 249V248H50ZM98 249V248H97ZM113 249V248H112ZM135 249V248H134ZM84 250V249H83ZM105 250V249H104ZM111 250V249H110ZM118 250V249H117ZM122 250V249H121ZM130 250V249H129ZM139 250V249H138ZM68 251V250H67ZM66 251V252H67ZM99 251H100V249H99ZM65 252V253H66ZM90 252V251H89ZM126 251H124V253H125ZM38 253V252H37ZM83 253H84V251H83ZM86 253V252H85ZM91 253V252H90ZM128 253V252H127ZM129 253H130V251H129ZM132 253H134V252H132ZM138 253V252H137ZM141 253H142V251H141ZM73 254V253H72ZM113 254H115V253H113ZM140 254V253H139ZM143 254V253H142ZM67 255V254H66ZM74 255H76V254H74ZM92 255V254H91ZM105 255V254H104ZM112 255V254H111ZM119 255V254H118ZM135 255H136V252H135ZM38 256V255H37ZM110 256V255H109ZM27 257V256H26ZM87 257H88V255H87ZM100 257V256H99ZM111 257V256H110ZM114 257V256H113ZM118 257V256H117ZM120 257V256H119ZM138 257V256H137ZM51 258H53V257H51ZM55 259H58V258H56V257H54ZM53 258V259H54ZM62 258H64V256L62 257ZM79 258V257H78ZM90 258V257H89ZM96 258V257H95ZM114 258H116V257H114ZM120 258H122V257H120ZM124 258H126V257H124ZM50 259V258H49ZM65 259H66V257H65ZM64 259V260H65ZM68 259V258H67ZM66 259V260H67ZM88 259V258H87ZM93 258H91V260H92ZM100 259V258H99ZM117 259V258H116ZM130 259V258H129ZM28 260H30V262L28 261ZM86 260V259H85ZM105 260V259H104ZM107 260V259H106ZM121 260V259H120ZM128 260V259H127ZM126 260V261H127ZM88 261V260H87ZM89 261H90V259H89ZM100 261V260H99ZM108 261V260H107ZM112 261H114V260H112ZM111 261V262H112ZM123 261V260H122ZM132 261V260H131ZM141 261H142V259H141ZM49 262V263H48ZM70 262V261H69ZM111 262H108L109 264L111 263ZM115 262V261H114ZM137 262V261H136ZM58 263H60V262H58ZM65 263H66V261H65ZM81 263V262H80ZM84 263V262H83ZM96 263H98V262H96L95 261V264ZM106 263V262H105ZM142 262H140V264H141ZM69 264V263H68ZM71 264V263H70ZM92 264V263H91ZM94 264V263H93ZM111 264H113V263H111ZM117 264H119V263H117ZM122 264V263H121ZM129 264H131V262L129 263ZM133 264V263H132Z\"/></svg>",
  "mask_w": 264,
  "mask_h": 264
},
{
  "label": "rangeland",
  "instance_id": "2",
  "mask_svg": "<svg viewBox=\"0 0 264 264\" xmlns=\"http://www.w3.org/2000/svg\"><path fill=\"white\" fill-rule=\"evenodd\" d=\"M23 1V0H22ZM41 2V4L43 5V7H42V5H40L39 3ZM46 1H49V3L48 2H46ZM51 1H53V2H51ZM57 1V2H56ZM63 1H64V3H63ZM69 0H24L23 1V3H21V4H18V5H14V4H10L9 3V0H0V16H2L4 13H15V14H20L22 17H24V16H26L27 17V20H29V21H32L33 23H34V26H35V28H36V30H37V32H36V34H35V36L33 37L34 39H32V45H31V47L33 48V45H34V53L35 54H33V59L31 60L32 61V65H31V61H30V64L28 65H25L24 67H26L24 70H23V73H25V71H27V69H28V71H30V74L29 75H23V76H19V77H22V79H21V84L19 85V86H14L13 84H8L7 83V81H6V77H7V79H10L12 76L13 77H15V76H18L19 74L18 73H16V72H18V69H17V65H18V63L16 64L15 63V61H13V60H11L10 58H5L4 60H0V74L2 73V74H4V75H0V92L2 91V92H4V91H6V90H8L9 91V89H10V91L13 89V90H19L20 92H23V94H31V95H34V94H38L39 96H41L42 98L46 95V94H48V93H50V89H48V87L51 85V82H54L55 84H56V87H54V90L53 91H55V89L56 88H58V90H59V92H57V89H56V93H61L60 92V90L62 89V88H64L63 86H65L66 84V86L65 87H67L66 89H69L70 90V92H72L71 94V98H65V99H63V100H61L60 102V104H59V107H58V111H60L59 109H63L62 111H60V112H57L58 113V115H60L59 116V121H58V124H59V130H58V137H57V142H59L58 144L61 146V144L64 142V140H65V143L67 142V140L68 141H70L71 142V140H73L72 142H71V144L72 145H75V146H72L71 145V148L73 149L72 150V162L75 164H73V165H71V169L69 170V172L68 173H66V176H63L64 178H61L60 180H62L63 181V183H62V181H61V185H60V187H58V189L57 188H55L54 189V191H52L49 195H48V197H49V200H52V201H50V205H51V208H53V206H54V208H53V210H54V212L53 213H51V215L53 216V219H51L52 221H53V223L51 224L53 227L55 226V228H53V229H55V230H53V232H52V230H51V225L48 227V228H44L46 225L44 224H41V225H36L37 223H35V225L37 226H35L37 229H35V227L31 230V233L33 234L34 233V229L35 230H37V231H39L40 233H43L44 231H46V232H44L43 234H41L40 235V233L39 232H37V234L36 233H34L31 237L29 236V238H27L26 236V234H24V236L22 235L21 236V238L23 239H21L20 238V240H19V242L21 243V245L23 246V248H24V252H25V258L26 259H29V258H31V259H33V258H39L41 255H43L44 257H45V259H47L49 262V264H95V261L96 262H98V263H96V264H109L108 262H111L112 260H114V261H112L111 263H113V264H117V263H119V264H129L130 262H131V264L133 263V264H140V262H142L141 264H144L143 262L145 261V257L146 256H144L145 254V251L147 250V247L148 246H150V245H155L154 244V241L151 243L150 241H152V236H151V234L152 233H154L155 232V230H157L158 228H160V227H162L164 224H162V223H166V219H168V221H169V219H173L174 221H175V223L173 222V220H170L172 223H171V225H170V221H169V225L171 226V227H169V225H168V227H166V229L165 230H167L168 232H171L172 234L173 233H176V231L177 232H179L178 230H181L184 226H185V223L183 222L182 223V214H180V213H182V212H189L190 210H188V208H189V203L187 204V209L185 208H182V207H180V209L179 208H177V210H175L174 211V213H173V211L171 210H168V211H164V209L167 207V206H165L166 204H167V202H163V201H166V198L168 199V200H170V197L172 198V196L174 195L175 197H178V193H179V195H181V192H182V194L185 192H187L186 194H183V196H184V198L185 197H188L190 194L188 193V191L186 190V188L187 187H191V186H193V185H195V183H196V185H198V182H195V179H193V177H192V179L194 180H192V179H189V181H188V178L190 177V176H188V178H187V176H185V177H183L182 176V179L181 178H179V177H181V175H184L183 173H184V171H183V168L186 166V167H191V168H196L195 166H199L201 163V167H203L202 165H204L203 163H204V161L206 160V158H209V152H210V158H211V156L213 157V155L215 156V162L217 163V164H219L220 166H224V168H227V170L229 171V169H230V171H232V174H233V172H234V174H233V177L234 178H231L232 177V175L231 176H229V174L227 175V176H225V179H229V180H225L223 177H218V176H216L215 177V183H217L216 185H215V195L217 194V196H215V202L216 201H218L217 202V205H220V206H218V208H220V210L216 207V203H215V215H216V217H215V228H219L220 226H218L217 224H219V222H217V220L218 219H224L223 221L221 220L220 222H225L226 223V220L228 219H233L232 221H234L235 219H236V217H237V215H240V217H241V215H242V213L240 212V209H238V213H237V211H234V210H236V208H234L232 211H230V212H228L227 210V213H226V211H225V209H224V211H222L223 210V208H225V206H226V202L227 203H230L229 201L230 200H232V199H236V198H239L240 199V201H250L251 202V205H253V203L252 202H255V204H257L258 202L259 203H261V205H264V198L261 200V196H263L264 195V190H260L259 188H264V186H263V184H264V180L262 181L261 179H264V131L262 132V130H264V120L262 121L261 119L263 118L264 119V112H263V116H262V112L261 111H264V106H262V103H264V100H263V98L261 97V96H259L258 95V93H257V91H258V84H261L262 83V81L264 82V62H262V61H264L263 60V56H261V58L259 57L260 55H263V53H264V45H263V43H264V36H263V29H264V20H261L260 18H258L259 16L262 18V19H264V16H263V14H264V11H260V10H264V8H263V6H264V2H263V0L260 2L259 0H257V2H252V4H254V3H256L255 5H252L253 7H255L253 10H252V12L250 11V13H252L251 15L254 17H252L254 20H255V16H256V20L258 19H260V21H257L258 23L260 22V25H261V27H263V29L261 28L260 29V31L261 32H259L258 30V28H260V26H259V24L257 23V22H255V21H253V19L251 20L250 19V23H251V28L249 29L250 30V33L252 32V30H254L255 31V29H256V31H258L257 32V35H259L260 37V39H256V40H258V41H256L255 40V36H257L256 34H254V33H256V31L254 32L253 31V35H255L254 37L252 36V34H251V38L253 37V39L252 40H250V37L249 36H247V35H250L249 34V32H248V34L247 33H245V35H244V37L248 40V38H249V41H246V39L244 40V38L242 39V41L240 42V44L241 43H243V41L244 42H248V43H250V44H246L247 45V47H249V48H246V45L244 46L243 44H241L242 46L240 47V44H238L237 43V45H236V42L234 41V44L231 42L230 44L232 45L231 47L229 46V44H227V43H229V40H230V35H228V36H226V34H229V32H225V34H224V32H220V33H218L219 35H220V37L222 38H220V39H218V43H220V45H221V43L223 44L224 43V45H223V48H221L222 49V51H223V53H225L224 51H225V47L224 46H227L226 48L228 49V48H231L232 49V51L230 50V53H231V57L233 58V59H229V58H227L228 60H229V62H230V64H229V62L227 63L226 62V64L227 65H229V67L225 64V61H226V59L224 60V58H223V53H220L219 55H218V57H217V59L220 61H218L219 63V65L221 64V63H223L224 64V67H225V65H226V67H228V68H230L228 71L230 72V76L228 75V73H224L223 75H222V77L221 78H218V79H216L215 81V89H216V91H215V93H218L217 95L215 94V96H218L220 93V95L222 96V95H224V96H219V101H218V98L216 99L215 98V102L217 101V102H219V103H217V104H215V112L217 111V112H219V111H221V110H223V111H221V114H223L225 111H227V112H229L230 113V110H231V112L232 111H234V112H232L233 114L235 113V112H237L236 110L237 109H239L238 111L241 113L242 111V109H243V111H244V113H246L247 115H248V113L250 114L251 112H252V110L253 111H255L256 109V112H254L253 113V116L256 114L257 116H254V117H252V114L251 115H248V117H247V119L246 118H244L245 117V115L246 114H244V113H241V115L239 114V116H240V122H239V124L241 125V123H246V120H248V122H247V124H248V126L246 125H243L242 124V126L245 128V129H242V126L241 127H239L240 125H237L238 123L237 122H235V120H239V118H237V119H235L234 120V122L236 123V124H234V122L231 124V126L229 127L230 128V130H229V132H230V137L227 135H225V136H215V139L217 140V142H214L213 140H212V138H208L207 136H211V135H209L210 134V132H211V127H212V125L209 127V125H210V123H213L214 124V121H215V124H216V121L217 120H215L219 115L220 116H222L220 113L218 114V113H215L216 115H214V112H212V111H210V110H208L209 108L206 106V104L208 103V102H211V101H213L214 99V96H212L211 95V93H212V91H214V89L213 88H209L210 86L209 85H206L207 87V92L209 91V90H212L211 91V93H207V92H205V94H203V96L202 97H199L198 96V93H197V96L199 97L198 99L196 98V95H195V99L194 100H197V102L195 101H193V100H185L187 97H184V98H180L179 99V97L177 98H175V96H177V95H175L171 90V92L170 91H168L167 93V95L169 96H167L166 95V97L168 98H166V97H163L164 99H161V95H159L155 90H152V88H150V86H149V84L150 83H152L153 81H155V80H157L158 79V77H159V75H158V72H159V74L163 71L164 72V70H166L167 72L166 73H170V72H172L171 70H177V66L178 65H176V64H179V65H181V66H183L182 64H183V62H181V59H180V57L182 58V61H183V59H184V55L186 54V53H184L185 52V50H183L180 46H182L183 44H184V42L182 41V39H181V35H183L186 31H187V27L185 28V26H182L181 28H179L180 27V25H177V29H176V27H175V33L174 32H172L170 35L168 34V37H167V39L165 40L164 38H159L157 35H155L154 33H152V32H154L153 30H151L152 28L154 29L155 28V26L157 25V18H156V16H154L153 17V14L151 13L152 11H153V9L149 6V5H151L150 3H152L154 0H146V1H144V0H139V2H138V0H126V1H124L123 0V2L124 3H122V0H107L106 2H109L110 4H112L111 5V9L112 10H114L113 12H115L114 13V15H113V17L114 18H116V19H120L119 20V22H121V24H120V26H118V28L116 29V33L121 37V36H123V32H124V30L126 31H128V33L131 31L130 29V24L128 23V18L130 17V19H129V22H130V20H131V18H132V15H133V18H134V20H136L137 21V19L140 17V21L142 20V22H140L139 20V22H137V23H139V26L136 28V29H134V30H132L129 34L130 35H132V32H134L133 33V37H136V39H137V43L139 44V46H138V44L137 45H135V46H133L131 49H133V50H129V51H127L126 53H124L125 55L128 53V55L127 56H125V55H122V56H120V57H118V59H116L115 60V58L113 59V57H111V54H112V52L110 53V51H109V49H107V48H105V46H108L109 44L111 45V43L112 42H115L116 41V39L115 40H113V38L110 36V37H108L107 35H109V31L106 29V27H105V29H104V27L103 26H105V24H104V21H106V19H104L105 17L103 16V15H100L102 12V10L101 11H99V8L97 7V5L95 6L96 8H97V10H95L94 11V13H87V11H85V9H82L81 7V10H80V8H72V7H70L71 5L72 6H74L73 4H71V3H76V0H71V1H69ZM74 1V2H73ZM121 1V5H119V3L118 2H120ZM129 1V2H128ZM150 1V2H149ZM152 1V2H151ZM191 1H193V0H191ZM217 1V0H216ZM219 2H216L215 4H217L218 3V5L220 4L221 5V0H218ZM248 1V0H247ZM259 1V2H258ZM44 2H45V5H44ZM69 4H68V3ZM90 2L91 3H93V1L92 0H90ZM116 2V3H115ZM126 2V3H125ZM190 2V1H189ZM251 1L249 0L247 3L248 4H251L250 3ZM39 5H38V4ZM47 3V4H46ZM54 3V4H53ZM117 4L118 3V5H116V7H115V4ZM128 3V4H127ZM137 3V4H136ZM144 3H146V4H149V5H147V6H149V9H146V10H148L147 11V13H149L150 11V13H151V15L150 14H148V16H146L145 14H142L143 12H146V10L145 11H143V12H141L140 13V11L138 12V11H136V12H134V8L135 7H137V6H139L140 4H144ZM194 3H195V1H194ZM258 3V4H257ZM23 4V5H22ZM36 4H37V6H36ZM61 4H63V5H61ZM66 4V5H65ZM122 4H123V6H122ZM196 4V3H195ZM263 4V5H262ZM136 5V6H135ZM217 5V7H219ZM259 5V8H257V6ZM40 6V7H39ZM170 6H171V4H170ZM10 7V8H9ZM18 7V8H17ZM53 7H54V9H53ZM62 7V8H61ZM113 7V8H112ZM120 7V8H119ZM122 7L124 8V9H122ZM126 7H128V8H126ZM8 8H9V10H8ZM16 8V9H15ZM53 10H51V9ZM93 8V7H92ZM117 8V9H116ZM126 8V9H125ZM132 10H131V9ZM168 8H169V6H168ZM172 8V6L169 8V9H171ZM252 8V7H251ZM50 9V10H49ZM63 9V10H62ZM69 9V10H68ZM131 10V11H129V10ZM161 9V8H160ZM256 9L258 10V11H256ZM15 10V11H14ZM60 10H62V13L65 11L66 13H61L60 12ZM73 10V12H71ZM89 10H90V8H89ZM127 10H128V12H127ZM161 10H165V12L164 13H176V11L172 8L171 9V11L170 12H168L167 11V9H164V8H162ZM30 11V12H29ZM46 11H48V12H46ZM123 11V14L121 13ZM125 11V12H124ZM133 11V13H131ZM162 11V12H163ZM173 11V12H172ZM55 12H57L58 13V15H56L55 16ZM70 12V14L68 15V13ZM101 12V13H100ZM120 12V13H119ZM130 12V13H129ZM259 12H261V13H259ZM46 13H48V14H46ZM55 13V14H54ZM126 13V14H125ZM127 13H128V15H127ZM136 13V14H135ZM43 14L45 15V16H43ZM64 14H65V17H63L64 16ZM103 14V13H102ZM120 15V16H122V17H120V16H117V15ZM127 15V24H128V26L126 25V21L124 20V17H125V15ZM138 14H140V15H142V16H138ZM254 14H255V16H254ZM261 14H262V16H261ZM52 15H53V17H52ZM66 15H67V17H66ZM100 15V16H99ZM115 15L117 16V17H115ZM40 16V18L42 17V18H45V19H47V22H45L44 24L43 23H41V24H39L38 22H36V21H38L37 20V17H39ZM62 18V20H61V18ZM73 16V17H72ZM101 16H102V18H103V20H102V18H101ZM105 16H107V14L105 15ZM138 16V17H137ZM152 16V17H151ZM58 17V18H57ZM75 17V18H74ZM77 17V18H76ZM135 17H136V19H135ZM146 17V18H145ZM151 18V20H149L150 18ZM54 18H56V19H54ZM67 18V19H66ZM73 20H71V19ZM99 18V19H98ZM100 18H101V20H100ZM126 18V17H125ZM50 19V20H49ZM98 19V20H97ZM146 19V21H144ZM147 19H148V21H147ZM153 19V20H152ZM156 19V20H155ZM36 20V21H35ZM65 22H64V21ZM79 20V21H78ZM88 20V21H87ZM125 21V22H123V21ZM35 21V22H34ZM53 21V22H52ZM59 21V22H58ZM64 22V24H63V22ZM69 21H72V22H70V24H69ZM99 21H100V23H99ZM253 21V22H252ZM263 21V22H262ZM56 22H58V23H56ZM76 22V23H75ZM107 22V21H106ZM122 22L124 23V25L122 24ZM156 22V23H155ZM62 23V24H61ZM66 23H68L67 25H66ZM83 23V24H82ZM85 23V24H84ZM150 23V25L148 26V24ZM262 23V24H261ZM53 24V25H52ZM55 24H56V27H55ZM59 24V25H58ZM77 24H78V26H77ZM87 24V26H85ZM253 24V25H252ZM256 24V25H255ZM47 25V26H46ZM68 25H70V26H68ZM89 25V26H88ZM145 25V26H144ZM263 25V26H262ZM60 26H62L61 27V29H59L60 28ZM73 26V27H72ZM75 26H76V28H75ZM83 26H84V28H83ZM151 26V28H150V30L151 31H149L148 29H149V27ZM152 26H154V27H152ZM259 26V27H258ZM42 27V28H41ZM68 27V28H67ZM71 27V28H70ZM87 27V28H86ZM100 27V28H99ZM125 29H124V28ZM127 27H129L128 29H127ZM140 27V28H139ZM142 27H144L143 29H142ZM40 28V29H39ZM46 28V29H45ZM49 28V29H48ZM53 28V29H52ZM66 28V29H65ZM81 28V29H80ZM86 28V29H85ZM102 28H103V30H105V31H103V32H101V30H102ZM11 30L13 29V28H10ZM51 29V30H50ZM71 29V30H70ZM78 29H80L79 31H78ZM84 29V30H83ZM95 29H97V30H95ZM101 29V30H100ZM120 29V30H119ZM123 29V30H122ZM139 29H141V30H139ZM184 31H183V30ZM48 30V31H47ZM59 30V31H58ZM76 30V31H75ZM86 30H87V32H86ZM88 30H89V32H88ZM94 30V31H93ZM99 30H100V32H99ZM122 30V31H121ZM146 30H148V32L146 31ZM176 30H177V32L179 33V31H180V33L179 34H181V35H179V34H177L176 35ZM179 30V31H178ZM186 30V31H185ZM50 31V32H49ZM52 31V32H51ZM81 31V32H80ZM83 31V32H82ZM96 31H98L97 33H95ZM127 31H126V33H127ZM136 31L138 32L137 34H136ZM143 31L144 32H147V33H144L143 34ZM181 31H182V33H181ZM60 32V33H59ZM80 32V33H79ZM91 32H92V34H91ZM43 33V34H42ZM52 33V34H51ZM74 33V34H73ZM79 33V34H78ZM89 33V35H88V37H86L85 35L86 34H88ZM93 33H95V34H93ZM121 33H123V34H121ZM127 33V34H128ZM262 34V36H261V34ZM64 34H66V35H64ZM75 34H77V35H75ZM84 36H83V35ZM105 34V35H104ZM153 34H154V37H153ZM47 35H49V37L47 36ZM59 35V36H58ZM82 37H81V36ZM140 35V36H139ZM142 35V36H141ZM174 35H176V37H177V41L176 42H174V43H172L173 41H172V39L170 40V39H168V38H174ZM224 35V36H223ZM39 36V37H38ZM46 36H47V38H46ZM55 36H56V38H55ZM64 36V37H63ZM78 36H80V38H84V37H86V38H84L83 40L82 39H79V41H78V38H75L74 39V37H78ZM92 36V37H91ZM149 36V37H148ZM170 36V37H169ZM223 36V37H222ZM243 36V35H242ZM58 37V38H57ZM63 37V38H62ZM90 37V38H89ZM139 37H141V38H139ZM144 37V38H143ZM148 37V38H147ZM152 37H153V39H152ZM218 38H219V36H217ZM224 37H225V39L228 37V41L226 42V40L224 39ZM248 37V38H247ZM37 38V39H36ZM38 38H40L41 39V41H40V39H38ZM52 38H54V39H52ZM87 38H88V41L90 42V43H92V42H94L93 44L95 45V47H90V45L88 46V44H90L88 41H87ZM111 38V39H110ZM157 38V39H156ZM257 38V37H256ZM45 39V40H44ZM49 39V41H47ZM62 39V40H61ZM74 39V40H73ZM100 39H102V40H100ZM108 39V42L106 41V43H104L105 41L104 40H107ZM140 39V40H139ZM179 39V40H178ZM181 39V40H180ZM57 40H59V42L57 41ZM69 40H70V42H69ZM75 41V43L73 42V41ZM81 40H82V42H81ZM92 40V41H91ZM98 42H97V41ZM110 40H112V42L110 41ZM143 40H145V41H143ZM163 40H165L164 42H163ZM259 40H261V42L259 41ZM47 41V42H46ZM87 41V42H86ZM102 41V42H101ZM110 41V42H109ZM146 41H148V43L145 45V43H146ZM149 41L151 42V43H149ZM154 41H155V46H154ZM167 41V43H169V44H167V43H165ZM183 43H182V42ZM255 42V43H253V42ZM36 42V43H35ZM49 42V43H48ZM63 42H65V43H63ZM76 42H78L79 44H76ZM83 42H85V43H83ZM99 42H101V45L99 44ZM140 42H141V44H140ZM143 42V43H142ZM178 42H181V43H179V46H178ZM256 42H257V47H256ZM40 43H41V47H40ZM55 43H57V44H55ZM63 43V44H62ZM69 43H71V44H69ZM88 43V44H87ZM161 43H162V46H163V44H165V46H160L161 45ZM251 43L255 46V48H258L259 49V51H256L255 50V48H252L253 47V45H251ZM262 43V44H261ZM46 45L47 44V46H44V45ZM48 44H52L51 45V47L50 48H48ZM54 44L56 45L55 47H52V46H54ZM68 44V45H67ZM73 44V45H72ZM85 44V45H84ZM87 44V45H86ZM107 44V45H106ZM142 44H144V47H140ZM82 45H84V46H86L85 48H87L86 49V51L85 52H87V53H85V57H83L82 59H80L79 58V53H77V52H79V49L81 48V50H82V47H84V46H82ZM97 45V46H96ZM173 45V46H172ZM219 45V44H218ZM249 45V46H248ZM252 47H251V46ZM260 45H263V46H260ZM100 46H101V48H100ZM138 46V47H137ZM152 46H154V47H152ZM229 46V47H228ZM38 47V48H37ZM46 47V48H45ZM73 47H74V49H73ZM102 47H103V49H102ZM150 47V48H149ZM158 47L160 48H162V49H164L165 51L167 50V47H168V50L170 51V53L169 52H167L166 51V54H165V52H164V50H163V52L164 53H162V49L160 48V51H159V49H158ZM170 47V48H169ZM234 47H235V49L237 48V50L236 51H234V53H233V49H234ZM239 47H240V49H239ZM244 47L246 48L245 50H243L244 49ZM43 48H44V50H43ZM48 48V49H47ZM66 48V49H65ZM70 48V49H69ZM92 49V51L90 50V49ZM144 50H143V49ZM155 50H154V49ZM173 48V49H172ZM174 48H178V50H175ZM180 48V49H179ZM250 48L252 49V50H250ZM46 49V50H45ZM75 50V51H77L76 53H74V52H69L70 53V57L69 58H67L68 56H66L65 54H66V51L68 52V51H73V50ZM93 49H94V51H95V53H96V55L93 53ZM107 49V50H106ZM250 51H253V52H250L249 53V50ZM39 50V52H37ZM87 50H89V51H87ZM144 51L143 52V54H142V52H140V51ZM172 50H175L174 52H173V54L171 53L172 52ZM181 50L183 51V52H181ZM260 50H262V51H260ZM43 51H44V53H43ZM58 51V52H57ZM61 51V52H60ZM97 51H99L98 52V54H97ZM100 51H103V52H100ZM104 51H106V52H109L108 54H107V56H105L106 54H105V52ZM138 53V54H135L136 52ZM147 51V52H146ZM156 51H158V52H156ZM221 51V52H222ZM239 51V52H238ZM240 51H241V53H243V54H239L240 53ZM49 52V53H48ZM60 52V53H59ZM131 52V53H130ZM157 54H156V53ZM220 52V51H219ZM218 52V53H219ZM246 52V53H245ZM248 52V53H247ZM257 52V53H256ZM40 53H43V54H40ZM50 53H52V54H50ZM99 53L100 54H105V55H103L102 54V56H100L99 55ZM162 53V55H159V54H161ZM175 53V54H174ZM176 53H178L177 55H178V57H176V59L178 60H176L177 62H174L175 61V56H177L176 55ZM182 53V54H181ZM236 53V54H235ZM237 53L239 54V55H237ZM258 53H259V55H258ZM261 53V54H260ZM40 54V55H39ZM63 54V56H61ZM74 54H77L76 55V57H75V55ZM90 54V55H89ZM91 54H93L92 55V57H91ZM131 54V55H130ZM133 54V55H132ZM146 54V55H145ZM150 54V56H147V55H149ZM151 54L153 55V57L151 56ZM172 54V55H171ZM234 54V55H233ZM249 54H251V56L250 57H252L253 55H254V57L253 58H250V57H248V55ZM36 55V56H35ZM65 55V56H64ZM74 55V56H73ZM157 55H159V57L157 56ZM180 55V56H179ZM182 55V56H181ZM241 55H246L245 57L243 56V58H242V56ZM257 57H256V56ZM44 58H43V57ZM47 56H48V58H47ZM59 56V57H58ZM73 56V57H72ZM88 56H89V59H88ZM93 56H96V57H93ZM124 56V57H123ZM140 56V57H139ZM157 56V57H156ZM161 56V57H160ZM162 56H163V59H161L162 58ZM167 56V57H166ZM222 56V57H221ZM36 57V58H35ZM40 57V58H39ZM62 57V58H61ZM65 57V58H64ZM87 57V58H86ZM104 57H107V58H104ZM138 57V58H137ZM142 57H146V59H145V61H143L144 59L142 58ZM148 57H151L150 59L151 60H149L148 59ZM154 57H156V58H154ZM164 57L166 58V59H164ZM168 57H169V59L170 60H168ZM219 57H221V58H219ZM246 57H248V59L246 58ZM60 58V60H56V59H59ZM70 58H73V59H70ZM84 58H86V61H85V59ZM92 58H95V60H94V62H91V63H89V61H92L91 59ZM104 59V61L106 60V61H108V62H105L104 63V61H103V59ZM121 58V61L119 60ZM125 59L126 58V60L125 61H123V59ZM128 58H129V61H131V60H133L134 62H129L128 61ZM131 58V59H130ZM133 58V59H132ZM135 58H137V59H135ZM152 58H154V59H152ZM235 58V59H234ZM242 58V59H241ZM258 60L256 63H262V65H260V64H255L254 62L256 61V59ZM37 59V60H36ZM44 59V60H43ZM46 59H48V61L46 60ZM55 59V60H54ZM64 59H66V61L68 60V62H66L65 60L63 61ZM70 59V60H69ZM143 59V60H142ZM159 59V60H158ZM161 59V60H160ZM222 59V60H221ZM237 59V60H236ZM238 59H241L240 61H238ZM246 59V60H245ZM255 59V60H254ZM262 60V61H259V60ZM42 60V61H41ZM84 60V61H83ZM99 60V61H98ZM100 60H102V63H101V61ZM119 62H118V61ZM166 60V61H165ZM180 60V61H179ZM231 60H232V62L234 61V63H235V61H236V63H241V61H243L240 65H238V64H235L234 65V63H232L231 62ZM254 62H253V61ZM36 61V64L37 63H42V64H45V65H47V66H51V67H53L54 69L53 70H55V75L54 76H50V77H40L39 76V80H37L38 78H34L33 76L34 75H31V74H34L33 72H34V67H35V64H34V62ZM81 62L82 61V63H79V62ZM111 61H112V63H111ZM136 61V62H135ZM142 61L144 62V63H142ZM155 61H156V64H155ZM168 61H170V65L167 63ZM222 61H224V62H222ZM251 64V65H253V64H255V65H253V66H255V67H253V68H256V66H257V68L255 69V71H254V69L252 70L251 69V67L249 66L250 64L248 63V62ZM253 62V63H251V62ZM9 62V63H8ZM60 62H62V63H60ZM72 62V63H71ZM123 62V63H122ZM174 63V66H173V63ZM65 63V64H64ZM67 63V64H66ZM79 63V64H78ZM94 63V64H93ZM95 63H97V64H95ZM98 63H99V65H98ZM157 63H160V64H158V65H162L161 66V68H160V66H158L157 65ZM172 63V64H171ZM76 64H78V65H80L79 66V68H77V66L78 65H76ZM82 64V65H81ZM84 64H85V66L86 65H88L87 67H85L84 66ZM108 64V65H107ZM114 64V65H113ZM116 64V65H115ZM119 66H118V65ZM131 64V65H130ZM133 64H135V66L133 65ZM140 64L142 65L141 66V68L143 69V71L142 70H140ZM146 64H148L147 66H146ZM155 64V68H154V66L153 65ZM246 64L248 65V68H249V71H251V72H249L248 71V68H247V66H246ZM61 66V68L59 67V66ZM102 65V66H101ZM150 65H152V66H150ZM243 65V66H242ZM245 65V66H244ZM260 65V66H259ZM13 66V67H12ZM31 66H33V67H31ZM58 66V67H57ZM73 67V69H72V67ZM83 66V67H82ZM91 66V67H90ZM93 66H95V67H97V68H94ZM101 66V67H100ZM118 66V67H117ZM126 66H130L129 67V69H128V67H126ZM136 66H138L137 68H136V70H135V67ZM169 66H172V67H169ZM181 66H179V67H181ZM230 66H232V68L230 67ZM4 67H6L7 69H5L4 70ZM15 67H16V69H15ZM30 67H31V70H30ZM104 67H105V70H104ZM115 67V68H114ZM124 67L126 68V69H124ZM132 67V68H131ZM144 67H145V69H144ZM147 67V68H146ZM155 69H153V68ZM160 69H158V68ZM163 67H164V69H163ZM233 67H234V69H233ZM235 67H236V69H235ZM244 67H245V69H244ZM69 68H71V70H69ZM75 68V69H74ZM82 68V69H81ZM85 68H87V69H85ZM89 68V69H88ZM100 68H102V69H100ZM171 68V69H170ZM174 68V69H173ZM182 68V67H181ZM261 68L263 69V70H261ZM11 69H13V70H11ZM83 69H84V73H83ZM116 69H118V70H116ZM150 69V70H149ZM156 69H158V70H156ZM231 69H233V71L231 70ZM241 69H242V74H243V76H241V79L243 80H240V79H238L239 77H240V74L239 75H237L238 73H240V71H241ZM246 71V69H247V72H248V74H247V72H245L244 70ZM251 69V70H250ZM259 69V70H258ZM63 70V71H62ZM67 70H69L68 72H66ZM74 70H76V71H74ZM82 70V71H81ZM98 70V71H97ZM110 70V71H109ZM168 70H170V71H168ZM238 70V71H237ZM3 71H5V72H3ZM27 71V72H28ZM74 71V72H73ZM79 71V72H78ZM91 71H92V74H89V73H91ZM106 71H108V72H106ZM114 71V73L116 74L115 76H116V78H114L115 76H112L114 73H112ZM124 71H125V74H124ZM132 71V72H131ZM138 71L141 73V77H143V82H139V83H137V84H135L136 86L137 85H139V86H137V87H139V89H137L136 90V86H135V90H136V93H139V94H137L138 96H136V93H135V91H134V88H133V85H129V86H132V91H130L131 92V94L129 95V96H127V94H129V93H125V95H126V97L128 98H126V97H124V95L122 94V92L124 91L123 89H125V87H123L122 89H119V91H121V93L120 92H118V91H116V93H117V96L115 97V96H108V98L109 97H111V98H109L108 99V101L110 102V99H111V101H113L114 102V99H117L119 96H121V98L122 97H124L125 99H127L128 100V102H126V104L124 105L123 103H124V101H122L120 104L121 105H119V104H117V106H118V108L115 106H111V107H107V106H105V101L103 100V98H106L107 96H105L104 95V90H105V92L106 91H108V92H113V90H115L116 89V86H119V84H124L125 82H127V81H129L130 79H133L136 75L135 74H137L138 73ZM148 71V72H147ZM151 71H153V72H151ZM263 72L262 74L261 73H258L257 74V72ZM26 72V73H27ZM60 72H62V73H59ZM70 72H73L72 74L70 73ZM76 72H77V74H76ZM80 72H82V74H80ZM109 72H111L112 73V75H109L110 73ZM117 72H120L119 74H120V76H119V74L117 73ZM123 72V73H122ZM136 72V73H135ZM143 72V73H142ZM152 74H151V73ZM155 72V73H154ZM162 72V73H163ZM233 72L235 73V75L233 74ZM245 72V73H244ZM58 73V74H57ZM85 73H87V75L85 74ZM101 73V74H100ZM129 73H131V74H129ZM135 73V74H134ZM6 74V75H5ZM17 74V75H16ZM65 74V75H64ZM70 74V75H69ZM84 74V75H83ZM97 74H98V76H97ZM103 74V75H102ZM121 74H122V76H121ZM127 74V75H126ZM154 74V75H153ZM156 74V75H155ZM233 74V75H232ZM241 74V75H242ZM244 74H246L248 77H246V75H244ZM255 74H257V76L255 75ZM259 74H261L262 76H260ZM64 75V76H63ZM67 75V76H66ZM80 75V76H79ZM82 75V76H81ZM88 75H90V76H88ZM96 75V76H95ZM119 77H118V76ZM158 75V76H157ZM227 75H228V77H227ZM249 75L250 76H252V75H254L253 77L254 78H256V80L255 81H253L254 80V78H252V77H249ZM258 75L260 76V78L258 77ZM2 76H4V77H2ZM32 76V77H31ZM66 76V77H65ZM76 76H78L76 79H74ZM100 76V77H99ZM103 76H105V77H103ZM108 76V77H107ZM124 76V77H123ZM127 76V77H126ZM129 76V77H128ZM154 76V77H153ZM235 77V76H237L236 78H234V80L232 79V77ZM9 77V78H8ZM25 79H24V78ZM26 77H30V78H27L26 79ZM35 77H38V76H35ZM57 77V78H56ZM59 77V78H58ZM60 77H63V78H60ZM74 77V78H73ZM121 77V78H120ZM126 77V78H125ZM133 77V78H132ZM147 77H149V78H147ZM225 77H227V80H226V78ZM231 77V78H230ZM4 78V79H3ZM32 78V79H31ZM33 78H34V80H33ZM100 78H101V81L102 82H99V80H100ZM104 78V79H103ZM120 80V82H119V80ZM152 78V79H151ZM157 78V79H156ZM225 78V79H224ZM248 78H250V80H248ZM259 78V82H257V79ZM23 79H24V81H23ZM36 79V80H35ZM53 79L55 80V81H53ZM77 79H79V80H77ZM92 79V80H91ZM96 81H95V80ZM116 79V80H115ZM125 79V80H124ZM129 79V80H128ZM147 81V82H145V80ZM155 79V80H154ZM224 79V80H223ZM232 79V80H231ZM246 79L248 80V81H246ZM31 82H30V81ZM46 80V81H45ZM52 80V81H51ZM65 80H67V82L65 81ZM70 80H73V81H75V82H73L72 81V83L73 84H75V85H73V84H71V81ZM82 80H85V81H82ZM106 82H105V81ZM113 80V81H112ZM118 80V81H117ZM122 80V81H121ZM224 82H223V81ZM228 80H229V82L231 81H233V85L234 86H231V84L232 83H229L228 82ZM236 80H237V82H236ZM260 80H262V81H260ZM37 82V84L35 83V82ZM41 81V82H40ZM61 81V82H60ZM65 81V82H64ZM69 81V82H68ZM81 81V82H80ZM99 82V84H98V82ZM109 81H111V82H109ZM124 81V82H123ZM221 83V85H220V83ZM225 81H227V82H225ZM244 81H245V83H244ZM252 81H253V83H252ZM28 82V83H27ZM43 82H46L47 84H45V83H43ZM57 82H59V83H57ZM85 82V83H84ZM95 82V83H94ZM103 82H105V83H103ZM113 82V83H112ZM156 82V81H155ZM155 82H153V83H155ZM238 82H239V84H238ZM241 82H243V83H241ZM246 82H249V83H246ZM257 82V83H256ZM8 85H7V84ZM61 83V85H59ZM70 83V84H69ZM81 83V84H80ZM83 83V84H82ZM93 83V84H92ZM103 85H102V84ZM108 83V84H107ZM109 83H111V84H114V85H112V87L113 86H115V87H111L110 86V84ZM118 83V84H117ZM141 83V84H140ZM143 83V84H142ZM222 83H226L225 84V86H224V84H222ZM229 83V84H228ZM241 83V84H240ZM256 83V84H255ZM2 84H6L5 86L3 85L2 86ZM26 84H28V85H26ZM30 84V85H29ZM42 84V87L40 86ZM70 86H69V85ZM101 84V85H100ZM105 84V85H104ZM127 84V83H126ZM168 84V83H167ZM236 84V85H235ZM245 84V85H244ZM251 84H253V86L251 87ZM44 85V86H43ZM74 86V87H76L77 86V88L76 89H74L72 86ZM98 85V86H97ZM144 85H146L145 87H144ZM147 85H148V87H147ZM220 85V86H219ZM228 85H230V86H228ZM241 85V86H240ZM245 87H243V86ZM256 85V86H255ZM3 88H2V87ZM10 86V87H9ZM11 86H13V87H11ZM27 86V87H26ZM59 86H60V88H59ZM85 86V87H84ZM94 88H93V87ZM102 86V87H101ZM141 86V87H140ZM218 86V87H217ZM222 86V87H221ZM224 86V87H223ZM226 86H228V87H226ZM237 86V87H236ZM247 86H248V88H247ZM8 87V88H7ZM17 89H16V88ZM38 87H39V90H38ZM69 87V88H68ZM72 87V88H71ZM78 87H80L81 89H79ZM90 87V88H89ZM97 87V88H96ZM105 87V88H104ZM143 87H144V89H143ZM186 87V86H185ZM217 87V88H216ZM229 87L232 89V90H230L229 89ZM233 87L235 88V90L233 89ZM240 87V88H239ZM254 87V88H253ZM12 88V89H11ZM23 88H24V90H23ZM36 90H35V89ZM41 88H43V89H41ZM100 88H102V90L100 89ZM108 88V89H107ZM109 88H112V90H110ZM118 88V87H117ZM148 88H150V89H148ZM187 90H184L185 92L186 91H188V92H191L192 91V89H193V87H191L190 86V88H189V86L187 85ZM192 88V89H191ZM241 88H242V90H241ZM244 88V89H243ZM247 88V89H246ZM255 90H253V89ZM73 89V90H72ZM79 89V90H78ZM85 89H87V91L85 90ZM89 89V90H88ZM97 89V90H96ZM142 89V90H141ZM186 89V88H185ZM219 89H221V91H224V92H227V90H229V92H227V93H229V96H227L226 97V94L225 93H223V92H221V91H219ZM225 89V90H224ZM237 89H239L238 91H245L244 93H240V92H238V94H240V96H246V98H242V97H240L241 99H239V95H237ZM249 89H250V91H249ZM13 90L11 91V92H13ZM21 90H23V91H21ZM49 90V91H48ZM72 90V91H71ZM93 90H94V92H93ZM144 90V92H142ZM150 90V91H149ZM218 90V91H217ZM257 90V91H256ZM86 91V92H85ZM98 91V92H97ZM137 91H139V92H137ZM149 92V93H146V92ZM151 91H154V92H152L153 94H155V95H153L152 93H150ZM236 93H235V92ZM254 91V92H253ZM80 94H79V93ZM156 92V93H155ZM184 92V94H186ZM232 92V93H231ZM247 92H249L248 94H246ZM100 93V94H99ZM119 93V94H118ZM141 93V94H140ZM172 93V94H171ZM223 93V94H222ZM235 93V95H233ZM84 94V96H82ZM86 94V95H85ZM95 94V95H94ZM103 94V95H102ZM133 94V95H132ZM146 94L148 95V97L146 96ZM152 94V95H151ZM170 94V95H169ZM187 94H191V93H187ZM231 94H232V97L230 98V96H231ZM250 94H251V96H250ZM256 94V96H254ZM89 95H91L92 97H93V99H92V97H90ZM96 97L97 95L100 97H97V98H95L94 96ZM119 95V96H118ZM141 95H143V96H141ZM159 95V96H158ZM237 95V96H236ZM150 96V97H149ZM171 96V97H170ZM205 96V97H204ZM213 98H212V97ZM234 96V97H233ZM236 96V97H235ZM249 96V97H248ZM131 97V98H130ZM133 97H135V98H137V99H135V100H133ZM147 97V98H146ZM159 98V99H156V98ZM225 97V99H223ZM252 97H254V98H252ZM255 97H256V99H255ZM146 98V100H144L145 101V106L143 105V103H144V101H143V99H145ZM149 98V99H148ZM151 98H154V99H151ZM177 99V101L179 102H177V101H175V100H172V99ZM203 98V99H202ZM207 98H210V100H208ZM222 98V99H221ZM67 99V100H66ZM94 99H95V101H94ZM130 99V100H129ZM139 99V100H138ZM156 99V100H155ZM179 99V100H178ZM182 99V100H181ZM207 101H205V100ZM213 99V100H212ZM234 99V100H233ZM237 99H239V102L240 103H238L237 102ZM243 99V100H242ZM251 99V100H250ZM261 100L258 104H257V102L256 101H259V100ZM89 100V101H88ZM118 100V99H117ZM132 100V101H131ZM141 100V101H140ZM151 100H153V101H151ZM155 100V101H154ZM159 101V103H157L158 101ZM163 102H165L166 104L164 105V103H162V101ZM168 100V101H167ZM169 100H170V102H169ZM198 100H200V102H198ZM223 100V101H222ZM241 100V101H240ZM254 100V101H253ZM63 101V102H62ZM66 101V102H65ZM90 101H92V102H90ZM139 101V102H138ZM148 101L149 102H151V103H149L148 104ZM182 101V102H181ZM184 101L186 102V101H188L187 102V105L188 104H198V105H200L199 103H201V105L200 106H203V108H201L200 106H199V108H200V110H198V107H196V106H194V107H196V112H195V115H194V112H190V115L191 116H195V117H189V119L191 120H193V119H196V122L200 119L199 117L201 116V114L204 112L205 114H203L204 116L205 115H207L208 114V119L210 120V123L208 124V120L207 119H205L203 116H202V119L203 120H199L198 121V123H196L195 125H197V126H195V128H196V130H195V132H194V123H195V120H194V122L193 123H190V121H189V119L188 120H185V122H183V120L182 119H180L179 117H181V116H179V117H177L175 114H177V115H179V113L180 114H184V109H182V107L183 108H185L184 106L186 105L185 103H184ZM229 101V102H228ZM230 101H231V104H230ZM243 101V102H242ZM245 101L246 102H250V103H252V101H253V103L252 104H250V107L252 108V110H250V108H249V106H247L248 104L246 103V105L245 106H243V104L245 103ZM95 102V103H94ZM97 102H99V103H97ZM130 102H132L131 104H130ZM136 102V103H135ZM142 102V103H141ZM162 103V105H161V103ZM167 102H169V103H167ZM173 102H177L179 105H180V102L181 103H183V104H181L180 105V108H177L176 110H175V108H176V105H177V103L175 104V103H172ZM191 102V103H190ZM221 102H223V103H221ZM227 102H228V104H227ZM236 104L237 103V105H239L240 106V108H242V109H240L239 108V106H237V105H235L236 107L234 108V104ZM82 103V104H81ZM154 103V104H153ZM203 103H205V104H203ZM258 105H256V104ZM261 103V104H260ZM41 104V103H40ZM62 104V105H61ZM79 104V105H78ZM116 104V103H115ZM127 104H128V108H126L127 107ZM129 104H130V107H129ZM151 104V105H150ZM157 104V105H156ZM174 104H175V106H174ZM225 104V105H224ZM254 104V105H253ZM260 104V105H259ZM83 105V106H82ZM97 105V106H96ZM103 105H104V107H103ZM123 105V106H122ZM135 105V106H134ZM148 105H149V107H148ZM153 105V106H152ZM154 105H156V108H155V106ZM171 105V107H170V109L168 108L169 106ZM182 105H184V106H182ZM206 107H205V106ZM224 105V106H223ZM241 105L243 106V107H241ZM253 105V106H252ZM264 105V104H263ZM73 106V107H72ZM122 106V107H121ZM137 106L138 107H140V110H139V108H137ZM151 106V107H150ZM159 106L160 107H165L166 108V106H167V108L166 109H164L163 107L161 108V110H160V108H159ZM172 106H173V108H174V110L172 111ZM178 106V105H177ZM219 106H220V108H219ZM223 106V107H222ZM227 106V107H226ZM248 107L249 108V110L247 111V110H244V107ZM255 106H257V108L255 107ZM68 107V108H67ZM71 107V108H70ZM115 109H114V108ZM154 108V110L156 111V113L154 112V110H153V108ZM231 107H232V109H231ZM246 107V108H247ZM254 107V108H253ZM259 107H263L262 109L261 108H259ZM65 108V109H64ZM84 108V109H83ZM87 108H89V109H87ZM103 110H102V109ZM118 110H117V109ZM121 108V109H120ZM126 110H125V109ZM132 108V109H131ZM135 108H136V110H135ZM143 108V109H142ZM152 108V111L150 110V109ZM219 108V110H217ZM225 108H228V109H224ZM230 108V109H229ZM247 108V109H248ZM82 109V110H81ZM86 109V110H85ZM142 109V110H141ZM147 109V110H146ZM157 109V110H156ZM162 109L164 110V111H167L168 112V115H171L169 118H167V120L168 119H172V120H175L174 118H176V121H167V120H162V121H164V122H166L165 123V125H164V123H162L161 122V124H157V125H155L156 126V128L158 129V130H161V131H159V133H160V136L161 137H166L168 134H169V136L172 138L170 141L171 142H168L169 140H167V139H170L169 138V136H167L165 139H160L161 137L160 136H158V137H155L156 135H152V134H157L158 133V130L156 129V128H153V127H155V126H153V127H149L148 125H149V115H156V118H158L159 117V119L158 120H161V118L163 119V111H162ZM202 109V110H201ZM258 109H260L259 111L260 112H258ZM92 110V111H91ZM116 110V111H115ZM129 110V111H128ZM143 110H145L146 112H145V115H148V116H144V117H141L140 118V113L143 111ZM159 110V111H158ZM179 110L180 111H182V112H179ZM206 110H208L209 112L206 114ZM130 111H132V112H130ZM133 111H135V112H133ZM172 111V112H171ZM200 111H202V113L200 112ZM246 111V112H245ZM89 112V113H88ZM154 112V113H153ZM179 112V113H178ZM198 112V113H197ZM210 112H212V113H210ZM226 112V113H227ZM239 112H237V115H238V113ZM94 113V114H93ZM124 113H126V114H124ZM130 113H132V114H134V113H136V114H134V115H130ZM152 113V114H151ZM159 113H162V114H160L159 115ZM170 113V114H169ZM175 113V114H174ZM201 113V114H200ZM226 113H224V115H227L228 116V114H226ZM260 113V114H259ZM78 114V116H76ZM99 114H101V115H99ZM117 114H120V115H117ZM123 114V115H122ZM196 114H200V115H196ZM210 114V115H209ZM211 114H212V116H211ZM94 115V116H93ZM98 115V116H97ZM117 115V116H116ZM125 115V116H124ZM138 115V116H137ZM173 115L174 116H176V117H173ZM229 115H232V114H229ZM234 115H236V113L234 114ZM115 116V117H114ZM162 116V117H161ZM196 116L198 117V120H197V118H196ZM210 116V117H209ZM216 117L214 120H212V118L211 117ZM252 118H250V117ZM262 118H261V117ZM64 117V118H63ZM74 117V118H73ZM97 117V118H96ZM108 117V118H107ZM129 117H130V119H129ZM138 117H139V121H142V122H137L138 121ZM145 117H147V119L145 118ZM149 117V118H148ZM168 117V116H167ZM171 117H173V118H171ZM260 118V119H257V118ZM71 118V119H70ZM77 118V119H76ZM79 118H82V119H79ZM100 118V119H99ZM102 118V119H101ZM115 119V120H117V121H121V122H117V121H115V120H113V119ZM133 118V119H132ZM143 118H144V120L145 121H143ZM153 118H155V116L153 117ZM241 118H244L243 120H241ZM63 119H64V121H63ZM70 119V120H69ZM83 119H84V121H83ZM142 119V120H141ZM166 119V118H165ZM179 119V120H178ZM257 119V120H256ZM69 120V121H68ZM127 120V121H126ZM134 120V121H133ZM255 120H256V123H255ZM261 120V121H260ZM61 121L63 122V123H61ZM79 121V122H78ZM83 121V122H82ZM91 121V122H90ZM99 121H101V122H99ZM112 121V122H111ZM131 121H133V122H131ZM179 121H182V122H180V123H182V124H184V128H183V126H182V124H179ZM187 121H189V123H190V125H189V123L187 122ZM201 121H208L207 123H204V125H203V122H201ZM213 121V122H212ZM259 121V122H258ZM60 122V123H59ZM69 122V123H68ZM72 122V123H71ZM77 122H78V124H77ZM89 122V123H88ZM105 122V123H104ZM111 122V123H110ZM116 122V123H115ZM145 122V124H143ZM148 122V125L146 124ZM177 124H176V123ZM115 123V124H114ZM118 123V124H117ZM125 123L127 124V125H125ZM133 123H135V124H133ZM201 123H202V125L203 126H201ZM253 123V124H252ZM80 124V125H79ZM82 124V125H81ZM85 124V125H84ZM87 124V125H86ZM102 124H103V126H102ZM137 124V125H136ZM191 124H193V125H191ZM205 124H207L206 126H205ZM79 125V126H78ZM91 125V126H90ZM166 125H169V126H166ZM177 125H180V126H178L177 127ZM187 125V126H186ZM188 125L190 126L189 128L190 129H188ZM200 125V126H199ZM232 125H235L236 127H233ZM85 126V127H84ZM99 126V127H98ZM124 126H126L125 128H123ZM147 126V127H146ZM162 127L163 128V126H165L167 129H161L160 127ZM186 126V127H185ZM205 126V127H204ZM208 126V127H207ZM251 126H253V127H251ZM257 126V127H256ZM261 126V127H260ZM70 127V128H69ZM78 127V128H77ZM90 127V128H89ZM93 127H94V129H93ZM96 127H98V128H96ZM110 129H109V128ZM131 127H136L135 128V130H134V128H131ZM145 127H146V129H145ZM150 129H149V128ZM169 127H171V129L169 128ZM175 127H177V129L178 130H176V128ZM191 127H192V129H191ZM200 127H201V130H203L202 131V133H200L201 131H199L200 130ZM202 127H204V129L202 128ZM207 127V128H206ZM62 128V129H61ZM89 128V129H88ZM104 128V129H103ZM127 128V129H126ZM148 128V129H147ZM160 128V129H159ZM189 130H187V129ZM199 128V129H198ZM206 128V129H205ZM237 128V130L235 131L234 129H236ZM248 128V129H247ZM66 129H68V130H66ZM102 129H103V131H102ZM105 129H106V131H105ZM113 129V130H112ZM121 129V130H120ZM169 129L171 130V131H173L172 133H170L171 131H169ZM173 129V130H172ZM175 129V130H174ZM181 129L184 131V133H183V131L181 132ZM184 129H186V130H184ZM209 129V130H208ZM247 129V130H246ZM257 129H259V130H257ZM261 129V130H260ZM71 130V131H70ZM88 132H87V131ZM92 130V131H91ZM112 130V131H111ZM130 130V131H129ZM133 131V134H131L132 133V131ZM136 130H138V131H136ZM146 130V131H145ZM157 130V131H156ZM164 131V133H163V131ZM179 130H180V133H179ZM246 130V131H245ZM84 131V132H83ZM86 131V132H85ZM98 131V132H97ZM123 131V132H122ZM129 131V132H128ZM177 133H176V132ZM190 131H193V133H189ZM199 131V132H198ZM208 131H210V132H208ZM232 131H235L234 132V134L237 136H233V132ZM260 131V132H259ZM62 132V133H61ZM117 132V133H116ZM135 132H138L137 134L135 133ZM141 132H144V133H142L141 134ZM152 132V133H151ZM153 132H155V133H153ZM237 132H239V133H237ZM241 132V133H240ZM255 132H259V133H255ZM263 134H262V133ZM66 133V134H65ZM94 133H96V134H94ZM99 133V134H98ZM108 135H107V134ZM118 133H120V134H118ZM125 133V134H124ZM130 133V134H129ZM135 133V134H134ZM146 133V134H145ZM158 133V134H159ZM176 135H174V134ZM182 133V135H180ZM186 133H187V135H186ZM202 134V136H205V137H202L201 135H199V136H201V139H200V137L199 136H196L197 134ZM232 133V134H231ZM248 133V134H247ZM250 133V134H249ZM261 133V134H260ZM72 134V135H71ZM104 136H102V135ZM117 134V135H116ZM150 134L152 135V136H154V137H152V136H150ZM171 134H172V136H175V139H174V137H172L171 136ZM185 134V135H184ZM193 134H194V136H193ZM196 134V135H195ZM205 134V135H204ZM206 134H208V135H206ZM241 134V137L240 136H238V135H240ZM245 135L244 137L246 138V139H244V137L242 138V136L243 135ZM66 135V136H65ZM75 135V136H74ZM78 135V136H77ZM91 135H95L96 137L95 138H93ZM101 135V136H100ZM124 135V136H123ZM138 135H139V137L140 138H135V140H133L134 138L133 137H138ZM142 135H144L143 137H142ZM147 137H146V136ZM163 135V136H162ZM178 135H179V137H180V139H178L179 137H178ZM186 136V137H184V136ZM192 136V137H188V136ZM231 135L234 137V140H233V138H231ZM250 135V136H249ZM252 135V136H251ZM64 136V137H63ZM72 138H71V137ZM81 136V137H80ZM99 136V137H98ZM249 136V137H248ZM79 137V138H78ZM100 137H102V138H100ZM112 137V138H111ZM114 137V138H113ZM118 137V138H117ZM123 138V139H120V138ZM127 137V138H126ZM182 137V138H181ZM198 137V140H200V141H197V138ZM235 137H236V139H235ZM238 137H239V139H240V141L238 140ZM59 138V139H58ZM63 138V139H62ZM65 138V139H64ZM97 138H100L99 140L97 139ZM117 140H116V139ZM126 138V139H125ZM154 138H156V139H154ZM157 138H159V139H157ZM188 138V139H187ZM191 140H190V139ZM192 138H195L196 139V141H194V143H195V150H194V148H193V151H192V147L191 146H193L194 147V145H192V144H194L193 143V141H192ZM220 138V140H221V142H223L224 141V143H222L221 144V142L220 143H218V139ZM228 138V139H227ZM104 139V141H102ZM119 139V140H118ZM128 139V140H127ZM132 139V140H131ZM146 139H150V140H146ZM174 139V140H173ZM177 139V140H176ZM195 139H193V140H195ZM204 141H203V140ZM205 139H207V140H205ZM232 139V140H231ZM254 139V140H253ZM257 139L259 140H262V141H259L258 143H257ZM61 140V141H60ZM77 140V141H76ZM87 143H85L84 141ZM92 140H94V141H92ZM101 140V141H100ZM112 140H114V141H112ZM116 140V141H115ZM120 140H122V141H120ZM124 140H126V141H124ZM141 140V141H140ZM155 140L156 141H158V142H155ZM162 140H164V141H162ZM179 140V141H178ZM180 140H185V142H183V141H180ZM186 140H188V142L186 141ZM190 140V141H189ZM210 140L212 141V142H210ZM215 140V141H216ZM236 140V141H235ZM247 140V141H246ZM63 141V142H62ZM74 141H76L75 143H74ZM112 141V142H111ZM131 141H133L134 143H132V145L130 144L131 143ZM142 141H147V142H142ZM166 141V142H165ZM178 141V142H177ZM227 141H228V143H227ZM234 141H235V144L236 145H234ZM253 141H255V142H253ZM62 142V143H61ZM95 142V143H94ZM116 144V146H114L115 144ZM120 144H119V143ZM122 142V143H121ZM124 142H125V145H124ZM153 144H151V143ZM163 142H165V143H163ZM167 142H168V144L169 145H167ZM176 144V146L178 145L179 147H176V146H174V143ZM177 142V143H176ZM183 142V143H182ZM204 142V143H203ZM207 142V143H206ZM225 142L229 145H227V146H225V147H223L224 145H226L225 144ZM232 142V143H231ZM238 142H240V143H242V144H239ZM77 143V144H76ZM84 143V144H83ZM107 143V144H106ZM111 143H112V145H111ZM139 143H140V145L141 144H143V145H141V146H139ZM145 143H147V144H151V146L153 147L152 149H150L151 147H150V144H149V146L147 145V144H145ZM158 144V147H159V145H160V149L158 148V147H156L157 146V144ZM163 143V144H162ZM170 143L172 144V145H170ZM181 143V144H180ZM185 143H187V144H189V148L191 147V149H189L188 148V145H186ZM192 143V144H191ZM213 143V144H212ZM217 143V144H216ZM251 143V144H250ZM253 143V144H252ZM114 144V145H113ZM119 144V145H118ZM138 144V145H137ZM146 146H148V147H145V145ZM182 144H185L184 146H187V147H184ZM201 144H203V145H201ZM245 144H246V146H245ZM101 145H102V147H101ZM111 145V146H110ZM134 145V146H133ZM136 145H137V147H136ZM154 145H155V147H154ZM167 149H165L164 151L166 152V153H163L164 151H163V149H164V147ZM201 145V146H200ZM212 145V146H211ZM216 145V146H215ZM242 145H244V146H242ZM249 145V146H248ZM257 145V149L255 148V146ZM81 146V147H80ZM83 146H85V147H83ZM113 146V147H112ZM120 146V147H119ZM126 148H124V147ZM127 146V147H126ZM134 148H133V147ZM139 146V147H138ZM144 146V147H143ZM169 146V147H168ZM181 146H183V147H181ZM203 146V147H202ZM207 146V147H206ZM236 146H240V147H236ZM253 146V147H252ZM108 147V148H107ZM112 149H111V148ZM121 147H123V148H121ZM174 147H176V149L174 148ZM201 147V148H200ZM208 147H210V148H208ZM212 147L214 148V150L212 149ZM219 147V148H218ZM222 147V148H221ZM232 147V148H231ZM83 148H85L84 150H83ZM121 148V149H120ZM128 148H129V150H128ZM132 148H133V150H132ZM139 148V149H138ZM146 148V149H145ZM148 148L151 150H149V151H147L148 150ZM157 148V149H156ZM162 148V149H161ZM172 148H174V152H173V150H171ZM177 148L178 149H180V151H182L181 149H185L183 152H182V154H181V152L179 151V150H177ZM199 148V149H198ZM208 148V149H207ZM228 149V150H232L231 152L229 151V153L228 152H226V151H228V150H224V149ZM236 148H239L238 150L236 149ZM248 148H252V149H249L248 150ZM261 148V149H260ZM79 149V150H78ZM86 149H89V150H86ZM107 149V150H106ZM114 149H115V151H114ZM118 149H120V151L118 150ZM123 149V150H122ZM140 149H142V150H140ZM145 149V150H144ZM153 149H155V150H153ZM159 149V150H158ZM198 149V150H197ZM202 149V150H201ZM205 149H207V150H205ZM210 149H212L213 150V152H214V154H212L213 152H212V150H210ZM219 149H221V150H223V151H221V150H219ZM235 149V150H234ZM260 149V150H259ZM61 150V149H60ZM82 150H83V152H82ZM112 150V151H111ZM131 150V151H130ZM162 150V151H161ZM170 150V151H169ZM200 150V151H199ZM210 150V151H209ZM236 150L237 151H239L238 153L236 152ZM245 150V151H244ZM248 150V151H247ZM250 150H252V151H250ZM255 150L257 151L258 150V152H255ZM263 150V151H262ZM88 151V152H87ZM114 151V152H113ZM116 151H118L117 153L118 154H115L116 153ZM122 151V152H121ZM129 151V152H128ZM138 151H140L139 152V156L137 155L138 154ZM142 151V152H141ZM144 151V152H143ZM146 151V152H145ZM177 151V152H176ZM188 152V153H186V152ZM192 151V152H191ZM205 151L206 153H204V155H202L203 154V152ZM233 151H235V152H233ZM246 151H247V153H246ZM255 153H254V152ZM121 152V153H120ZM149 152V153H148ZM151 152H153V153H151ZM158 152H159V156H161V157H158L157 158V154H158ZM167 152H169V153H167ZM180 154H179V153ZM196 152V153H195ZM198 152V153H197ZM201 152V153H200ZM241 152V153H240ZM260 152V153H259ZM120 153V154H119ZM144 153V155H142ZM145 153H148L147 155L145 154ZM154 153H155V155H154ZM157 153V154H156ZM160 153H161V155H160ZM184 153L186 154V155H184ZM192 153V154H191ZM216 153V154H215ZM223 153H224V155H223ZM233 153H235V155L234 156H232V154ZM240 153V154H239ZM251 153V154H250ZM76 154V155H75ZM87 154V155H86ZM100 154V155H99ZM115 154V155H114ZM121 154L123 155V156H125L126 157V159L124 160V158L125 157H123V156H121ZM128 154H131V156H132V158H131V156H126V155H128ZM135 154L137 155V156H135ZM151 154V155H150ZM194 154V155H193ZM208 154V155H207ZM230 154V155H229ZM242 154H246V156H244V155H242ZM80 155V156H79ZM120 156V159H118L119 160V162H121L122 163V161L124 160V161H126L127 163H129V164H127V163H123L122 165H124V164H127V165H124V166H126V167H124L123 168V166H121L120 164L121 163H117V166H116V164H115V166H114V164H113V162H118V160H117V158ZM150 157H149V156ZM157 155V156H156ZM180 155L182 156V158L180 157ZM190 155V156H189ZM196 155V156H195ZM207 155V156H206ZM217 155H219V156H217ZM229 155V156H228ZM242 155V156H241ZM247 155H249L250 156V158H248L249 156H247ZM259 155H261V157H263V158H259ZM58 156H60V155H58ZM87 156V157H86ZM108 158H107V157ZM116 156H118V157H116ZM142 156V157H141ZM146 156V157H145ZM151 156H154V157H152L151 158ZM164 156V157H163ZM173 156V157H172ZM192 156V157H191ZM195 156V157H194ZM221 156L222 157H227V158H221ZM122 157V158H121ZM145 157V158H144ZM164 159H163V158ZM165 157H166V159H165ZM187 157V158H186ZM197 157H199V159H197ZM202 157L205 159V160H201L202 159ZM218 159H217V158ZM236 158V160H234L235 158ZM244 159V157H245V160H242V158ZM252 157V158H251ZM253 157L254 158H256V159H253ZM74 158H76V160H74ZM113 159V158H116V160L115 159H113V161L111 160V159ZM128 158H131V159H128ZM170 159V161L173 159V161H169V159ZM174 158H175V160H177V161H174ZM184 158V159H183ZM194 158H195V160H194ZM201 158V159H200ZM214 158V157H213ZM219 158H221L220 160L222 161L221 163H220V160H219ZM259 158V159H258ZM109 159V160H108ZM123 159V160H122ZM137 159V160H136ZM138 159H140V160H143L144 161V163H142L141 161H139ZM151 159L153 160V161H151ZM155 159H157V160H155ZM164 160V161H162V160ZM178 159H180V160H178ZM181 159H183V160H181ZM217 159V160H216ZM226 159L227 160H229V162L227 163V161H226ZM249 159L251 160V159H253V161H249ZM258 159V160H257ZM78 160V161H77ZM94 160V161H93ZM106 160V161H105ZM115 160V161H114ZM122 160V161H121ZM135 161V162H138L139 161V163H133V162H129V161ZM169 161V163L167 162V161ZM199 160V161H198ZM231 160H233L232 162H230ZM238 160V161H237ZM239 160H240V162H239ZM244 161L243 162V164H242V161ZM257 160V161H256ZM86 161V162H85ZM103 161V162H102ZM105 161V162H104ZM111 161V162H110ZM146 161H148L147 163H146ZM150 161V162H149ZM158 161H160L159 163H158V165H159V168H158V166H157V162ZM198 161V162H197ZM202 161V162H201ZM250 162V163H248V162ZM72 162H71V164H72ZM85 162V163H84ZM102 162V163H101ZM107 162V163H106ZM154 163V165L152 164V163ZM156 162V163H155ZM162 162V163H161ZM178 162V163H177ZM237 162V163H236ZM239 162V163H238ZM76 163H78V164H76ZM95 163V164H94ZM106 163V164H105ZM109 163V164H108ZM132 163V164H131ZM166 163H168L169 165H166ZM176 163V165H174V166H170V164L172 165V164H175ZM227 163V164H226ZM253 163V164H252ZM258 163V164H257ZM105 164V165H104ZM112 164V165H111ZM164 164V165H163ZM178 164V165H177ZM183 165L182 167L180 166V165ZM186 164V165H185ZM189 166H188V165ZM225 164V165H224ZM234 164H238L239 165V167L238 166H235ZM245 164V165H244ZM249 164H250V166H249ZM85 167H84V166ZM121 166V167H119V166ZM162 167H161V166ZM166 165V166H165ZM228 165V166H227ZM230 165V166H229ZM234 165V166H233ZM242 165H244V166H242ZM252 165V166H251ZM88 166V167H87ZM93 166V167H92ZM114 166V167H113ZM142 166V167H141ZM156 166V167H155ZM168 166H170V168L168 167ZM257 166V167H256ZM258 166H259V168L261 169H259L258 168ZM261 166V167H260ZM78 167V168H77ZM82 167V168H81ZM141 167V168H140ZM150 167V168H149ZM166 167V168H165ZM177 170H175L174 168ZM241 167V168H240ZM247 167V168H246ZM263 167V168H262ZM86 168V169H85ZM96 168V169H95ZM99 168V169H98ZM105 168V169H104ZM109 168H112V169H109ZM139 168V169H138ZM143 168V169H142ZM167 168H169V170L167 169ZM238 168H240L241 170H242V168H243V170L242 171H239V169ZM245 168V169H244ZM73 169V170H72ZM88 169V170H87ZM135 171H134V170ZM141 169V170H140ZM174 169V170H173ZM179 169V170H178ZM233 169H234V171H233ZM236 169V170H235ZM250 170V171H248V172H250V173H248V172H245V170L247 171V170ZM262 172L261 173V176L259 175V176H253V177H251L250 176V174L251 175H258V174H260L259 172V170ZM92 170V171H91ZM99 170V171H98ZM104 171V172H100V171ZM107 170H109V171H107ZM138 170H140V171H138ZM143 170V171H142ZM149 170H151V172L149 173ZM171 170H173V171H171ZM259 171V172H256V171ZM263 170V171H262ZM90 171V172H89ZM94 171V172H93ZM95 171H97V172H95ZM105 171H106V173L107 172H109V173H105ZM116 171V172H115ZM121 171V172H120ZM124 171V173H122ZM139 172V174H137L138 172ZM146 171H148V173L146 172ZM157 171H159V172H157ZM162 171V172H161ZM164 171V172H163ZM175 171V172H174ZM181 171H182V174H181ZM246 173V174H249V176L248 175H246L244 172ZM256 172L255 174H254V172ZM111 172H113V173H111ZM119 172V173H118ZM125 172H127V173H125ZM128 172H132L131 173V175H130V173L128 174ZM155 172V173H154ZM166 172H167V175L165 176L164 174H166ZM168 172H170L169 174H168ZM171 172H173V173H171ZM178 172H180V173H178ZM239 173V174H241L240 176H239V174H237V173ZM73 173V174H72ZM79 173V174H78ZM85 173V174H84ZM93 173V174H92ZM96 173H97V177H95L96 176ZM104 173V174H103ZM140 173H142V174H140ZM147 175H146V174ZM154 173V174H153ZM175 173V174H174ZM176 173H178V174H176ZM2 173L0 172V175H1ZM84 174V175H83ZM111 175V176H109V175ZM114 174H115V176H114ZM161 174V175H160ZM181 174V175H180ZM87 175V176H86ZM92 175V176H91ZM94 175V176H93ZM101 175H103L102 177H101ZM107 175V176H106ZM119 175V176H118ZM121 175V176H120ZM144 175H146L145 177H144ZM155 175H159L158 177H156V178H152V177H154ZM163 175V176H162ZM236 177H235V176ZM262 175H263V178H262ZM70 176H71V178H70ZM80 176V177H79ZM84 176V177H83ZM91 176V177H90ZM138 176V177H137ZM151 176V177H150ZM162 176V177H161ZM229 176V177H228ZM239 178H238V177ZM242 176V177H241ZM74 177H76V178H74ZM83 177V178H82ZM87 177H90L89 178V180H87L88 178ZM110 177V178H109ZM113 177H114V179H113ZM116 177V178H115ZM148 177V179H145V178H147ZM170 177H173V178H171L170 180H169V178ZM176 177V178H175ZM218 177V178H217ZM226 177H228V178H226ZM255 177V178H254ZM261 177V178H260ZM70 178V179H69ZM87 178V179H86ZM92 178V179H91ZM104 179V181L102 182L101 180L102 179ZM131 178H132V180H131ZM138 178H139V180H138ZM151 178V179H150ZM166 180H165V179ZM174 178L175 179H178L177 181H175L174 180ZM187 178V180H185V179ZM220 178V179H219ZM230 178H231V180H230ZM235 178H237V179H239L238 181H237V179H236V181L237 182H241V184H240V186L242 187V189H239L240 188V186L237 184V182L235 181ZM245 178V179H244ZM81 179V180H80ZM94 179H95V181H94ZM99 179V180H98ZM106 179V180H105ZM108 179V180H107ZM111 179V180H110ZM126 179H129V181L128 180H126ZM135 179H137V181L135 180ZM142 179V180H141ZM144 179V180H143ZM154 179H155V181H157V182H154ZM157 179V180H156ZM240 179H242L241 181H240ZM110 180V181H109ZM117 181V182H115V181ZM131 180V181H130ZM140 180H141V182L144 184H142L141 182H140ZM146 180H148V181H146ZM152 182H154V183H151V181ZM158 180H160L159 181V183H158ZM180 180H181V182L183 183V181H184V183H183V185L182 184H178L177 186H174L175 185V182H176V184L177 183H179L180 182ZM191 180V181H190ZM219 180V181H218ZM245 182H244V181ZM249 181V184H248V182H246V181ZM68 181V182H67ZM75 181V182H74ZM79 181V182H78ZM83 181V182H82ZM90 181V182H89ZM99 181V182H98ZM101 181V182H100ZM107 181V182H106ZM130 183V184H128V182ZM135 181V182H134ZM139 181V182H138ZM147 182V184H145L146 182ZM161 181H164L163 183H161ZM173 181H174V183H173ZM193 181V182H192ZM221 181H223L222 182V184L224 183V185H222L221 184ZM231 181V183H228V182H230ZM71 182V183H70ZM82 182V183H81ZM92 182V183H91ZM105 182V183H104ZM115 182V183H114ZM131 182H133L132 184H131ZM145 182V183H144ZM180 182V183H181ZM193 184H191V183ZM234 182V183H233ZM251 182V183H250ZM74 183V184H73ZM88 183V184H87ZM91 183V184H90ZM102 183V184H101ZM121 183V184H120ZM149 183L150 184H153L151 187H150V185H149ZM162 184V186H159V184ZM173 185H172V184ZM187 183L189 184V185H187ZM253 183L255 184L256 183V185H253ZM67 184H69V185H67ZM72 184V185H71ZM81 184V185H80ZM83 184H84V186H83ZM93 184H94V186H93ZM105 184V185H104ZM109 186H107V185ZM110 184H112V186H111V188H110ZM135 186H134V185ZM139 184V185H138ZM141 184H142V186H147V185H149V187H150V189H152V187H155V188H153L151 191H150V189H149V187L147 186H145V188L143 189V187L141 186ZM154 184H157V185H155L154 186ZM160 184V185H161ZM169 184V185H168ZM171 184V185H170ZM185 184V185H184ZM219 184H221V186L219 185ZM227 184V187L225 186ZM228 184L229 185H231V187L230 186H228ZM253 185V187L254 186H257V184H260V186H262V187H254V189L256 188V190H253L251 187H252V185ZM79 185H80V187L81 188H79ZM89 185V186H88ZM90 185H92V186H90ZM97 185V186H96ZM114 185H115V187H114ZM117 185V186H116ZM119 185H121V186H119ZM131 185V186H130ZM182 185V186H181ZM201 185V184H200ZM68 186V187H67ZM72 186L75 188V189H78V190H74V188H72ZM100 186V188H103V190L102 189H100V188H98ZM102 186H104V187H102ZM107 186V187H106ZM125 186V187H124ZM127 186V187H126ZM137 186H139V187H141L139 190L141 191H139L138 190V188L139 187H137ZM166 186H168V188H171L170 190H167L168 188H166ZM173 186V187H172ZM179 186V187H178ZM180 186L182 187L181 188V190H180ZM185 186H187V187H185ZM217 186V187H216ZM218 186H220V188H223V189H220ZM223 186V187H222ZM232 186H235L237 189V192H236V190L235 191H233L234 189L232 188ZM251 186V187H250ZM64 187V188H63ZM83 187V188H82ZM88 187V188H87ZM92 187V188H91ZM124 187V188H123ZM132 189V187H134V188H137L136 190H135V194H134V192H132V191H134L133 189L132 190H130V188ZM157 187H158V189H157ZM163 188V189H159V188ZM205 187H207V186H205ZM63 190V191H61V189ZM70 188H72V190L70 189ZM95 188V189H94ZM100 189L99 191H98V189ZM108 188V189H107ZM119 188V189H118ZM128 188H129V190H128ZM146 188H148V189H146ZM197 188H199V186L197 187ZM229 188H230V190H229ZM70 189V190H69ZM89 189V190H88ZM92 189H94V190H92ZM105 189V190H104ZM112 189H114V190H112ZM182 189H184V190H182ZM217 189V190H216ZM240 191H239V190ZM67 190V191H66ZM68 190H69V192H68ZM85 190V191H84ZM86 190L88 191V192H90V194L88 193V192H86ZM109 190V191H108ZM121 190V191H120ZM129 191V192H126V191ZM144 190H146V192L144 191ZM153 190H154V192H153ZM159 190V191H158ZM163 190H164V192H163ZM167 190V191H166ZM180 190V191H179ZM201 189L199 188V190L197 189V191H194V192H192V195L193 194H196L198 191H200ZM223 190V191H222ZM228 190V191H227ZM259 190V191H258ZM66 193H65V192ZM79 191V192H78ZM84 193H83V192ZM100 191H102L101 193H100ZM105 191L107 192L108 191V193H105ZM136 191L138 192V193H136ZM161 191V192H160ZM220 191V192H219ZM232 191V192H231ZM58 192H60L61 194H63V195H61L60 193H58ZM71 192H73V193H71ZM80 192H82V193H80ZM91 192H94V194H91ZM98 192V193H97ZM113 192V193H112ZM118 194H117V193ZM142 192H145V193H142ZM151 192L153 193V194H151ZM156 192H159V196H157L158 195V193H156ZM163 192V193H162ZM167 192V193H166ZM196 192V193H195ZM217 192V193H216ZM226 192V193H225ZM231 192V193H230ZM244 192H246V193H244ZM250 192V194H248ZM262 192H263V195H262ZM56 193V194H55ZM80 193V194H79ZM109 193L110 194H114L115 193V195H112V196H108L109 195ZM120 193V194H119ZM121 193H122V197L123 198H120L121 196ZM128 193V194H127ZM154 193H156V194H154ZM162 193V194H161ZM174 193V194H173ZM232 193H234L236 196H234V194H232ZM240 193L242 194V195H240ZM251 193H253L254 195H252ZM258 193H260L259 195H257ZM78 194V197L76 196ZM89 194V195H88ZM99 194V195H98ZM103 194V195H102ZM104 194H107V195H104ZM125 194H126V196H125ZM131 194V195H130ZM133 194V195H132ZM144 194V195H143ZM169 196H168V195ZM172 194V195H171ZM227 194V195H226ZM246 194H248L246 197H245V195ZM71 195V198H70V200H72V202L73 201H76V202H73V203H71L70 204V202H68L66 199H64V198H67L68 196H70ZM91 195V196H90ZM92 195H93V197H92ZM145 196V197H143V196ZM146 195H147V197H149V198H147V199H144V198H146ZM152 195V196H151ZM154 195H156V196H154ZM162 195H165V196H162ZM167 195V196H166ZM177 195V196H176ZM219 195V196H218ZM223 195V196H222ZM239 197H238V196ZM250 195V196H249ZM55 196L57 197V199L55 198ZM59 196V197H58ZM61 196V197H60ZM72 196L74 197V198H72ZM83 196V198H81ZM85 196V197H84ZM88 196V198H86ZM90 196V197H89ZM96 198H95V197ZM103 196L104 197H107V200H106V198H103ZM115 196V197H114ZM116 196H118V197H116ZM125 196V197H124ZM128 196V197H127ZM132 196V197H131ZM139 196H140V198H139ZM154 196V197H153ZM161 196V197H160ZM234 196V197H233ZM249 196V197H248ZM251 196L253 197H255V198H252L253 199V201H252V199H251ZM259 196L261 197V198H259ZM54 197V198H53ZM78 199H77V198ZM100 197V198H99ZM109 197V198H108ZM136 197V198H135ZM141 197L143 198V199H141ZM162 197H164V198H162ZM219 197V198H218ZM227 197H229V198H227ZM241 197H242V199H241ZM244 197H245V199H244ZM257 197V198H256ZM264 197V196H263ZM86 198V199H85ZM93 198H95V199H93ZM114 198V199H113ZM128 198V199H127ZM138 198V199H137ZM183 198V199H184ZM59 199H60V201L63 199V201L62 202H58L59 201ZM80 199V200H79ZM86 200V202H84L85 200ZM106 200V202H107V207L105 208V210L104 211H106L107 212V214H105V212H103L102 213V218H103V220H101L100 219V217H101V215H100V217H97L96 219H94L93 221H95V222H93L92 220H90V218H89V216H91V215H93V212L94 211H91V210H96L95 208V205L97 206L99 203H100V200ZM121 199V200H120ZM140 199V203H138V200ZM156 199H157V201H158V203H157V201H156ZM160 199H162L161 201H160ZM164 199V200H163ZM223 199H225L224 201H223ZM56 200V201H55ZM65 200H66V202H68V205H67V203L65 202ZM69 200V201H70ZM81 200H82V203H81ZM89 200V201H88ZM99 200V201H98ZM112 201V203H111V201ZM116 200V201H115ZM129 200H130V202H129ZM133 200V202H131ZM135 200H137L136 201V203H135ZM142 200V201H141ZM144 200V201H143ZM189 200V199H188ZM222 202H221V201ZM238 199H236V200H233L232 201V203H235L236 201H237ZM96 201V202H95ZM98 201V202H97ZM110 201V202H109ZM113 201H114V203H113ZM54 202V203H53ZM78 202V203H77ZM147 202H148V204H147ZM152 204H151V203ZM163 202V203H162ZM250 202H248L249 204H250ZM57 203H61V204H57ZM62 203H65V207H63L64 206V204H62ZM77 203V204H76ZM96 203V204H95ZM109 203H111V204H109ZM123 203V204H122ZM128 203V204H127ZM134 203V204H133ZM141 203H144V205L143 204H141ZM160 203V204H159ZM183 203V202H182ZM221 203V204H220ZM222 203L224 204V205H222ZM263 203V204H262ZM57 204V205H56ZM86 204V205H85ZM91 204H92V208L91 207H89L88 205H90L91 206ZM95 204V205H94ZM115 204H117L118 206H116ZM139 204V205H138ZM150 204V206L148 207L147 205H149ZM165 204V205H164ZM82 205V206H81ZM108 205L109 206H111V207H113L114 205V209H112V208H110L109 207V209L110 210H108ZM124 205H127V207L126 206H124ZM143 205V206H142ZM153 205V206H152ZM154 205H155V207H154ZM164 205V206H163ZM222 205V206H221ZM57 206V207H56ZM77 206L80 208L78 211H80V212H78V211H76L75 209H72V208H77ZM81 206V207H80ZM124 206V207H123ZM133 206V207H132ZM140 206H142V207H140ZM145 206H146V208H145ZM152 206V207H151ZM163 206V207H162ZM59 207H62L63 209H61V208H59ZM95 207V208H94ZM120 207H123V208H121L120 210H119V208ZM137 208L136 210H134L135 208ZM138 207H140L139 209H138ZM151 207V208H150ZM154 207V208H153ZM156 207L158 208V209H156ZM165 207V208H164ZM65 208V209H64ZM118 209V210H115V209ZM129 209V211H130V209H131V211H130V213H129V211L127 210V209ZM162 209V208H164L163 209V211H161V210H159V209ZM58 209H60V212L63 214L62 216L60 215L61 213H59V216H61V217H59L58 216V214H56L57 213V211L56 210H58ZM68 209V210H67ZM88 209H90V210H88ZM151 209V210H150ZM153 209H155V211L153 212ZM243 209V208H242ZM241 209V210H242ZM64 210H66V213H67V211H69L67 214L65 213V211ZM70 210H72V211H70ZM83 210H85V211H83ZM115 210V212H113L112 214H111V212L112 211H114ZM125 210H127V211H125ZM139 210V211H138ZM148 210V211H147ZM156 210H157V212H156ZM180 210V211H179ZM185 210V211H184ZM186 210H188V211H186ZM229 210V209H228ZM248 210L249 211H254V209H249V207H248ZM248 210H242V212H243V214H245V215H249L247 212H248ZM59 211V210H58ZM64 211V212H63ZM89 211V212H88ZM91 211V212H90ZM123 213H125V215L124 214H122L121 215V213L122 212ZM135 211V212H134ZM136 211H138V212H136ZM141 211H143V212H141ZM145 211H147V212H150V211H152V213H145ZM217 211H221L220 212V214H219V212H217ZM77 212V213H76ZM84 212V213H83ZM128 212V213H127ZM171 212V213H170ZM180 212V213H179ZM224 212L226 213V214H224ZM236 212V213H235ZM246 212V213H245ZM78 213H83V216H82V214H80L82 217H80V215L78 214ZM89 213H91V214H89ZM110 213V214H109ZM154 213V217L152 216V214ZM158 213V214H157ZM176 213H177V216L178 217H176L175 218V216H176ZM241 213V214H240ZM262 214L264 213V211L263 212H261ZM70 214V215H69ZM84 214H85V216H84ZM105 214V215H104ZM135 214H139L138 216L136 215V218H134L133 220H132V217H135L134 215ZM147 214H151V216H149V218L147 217ZM157 214V215H156ZM168 214V218H165L164 217V215H167ZM175 214V215H174ZM231 216H230V215ZM235 214V215H234ZM262 214L260 215V217L262 216ZM58 217H57V216ZM65 215V216H64ZM77 215H79V216H77ZM121 215V216H120ZM143 215V216H142ZM172 215V216H171ZM226 217H225V216ZM235 217H234V216ZM251 215V214H250ZM55 216V217H54ZM69 216V217H68ZM76 216V217H75ZM120 216V217H119ZM140 216H142V217H147V218H145V219H140V218H142V217H140ZM157 216V217H156ZM252 216V215H251ZM72 217H73V219H72ZM75 217V218H74ZM108 217V218H107ZM124 217V218H123ZM138 217V218H137ZM140 217V218H139ZM150 217H153V218H150ZM230 217V218H229ZM239 216L237 217V219L234 221V222H236L235 224H239V223H242V221H241V218H240ZM260 217L258 216V217H256V218H258V220H259V222H260V224H261V226L262 227H264V222L262 223V221H264V215L261 217V219H260ZM15 217H12V227L11 228H15V229H18V227L19 226H21V225H23L24 227H26L27 228V226H26V224H23V222L21 223L19 220H18V218L16 217V219H14ZM57 220H56V219ZM66 218V219H65ZM67 218H69V219H67ZM71 218V219H70ZM81 218V219H80ZM89 218V221L87 220ZM117 218V221H115V219ZM131 218V219H130ZM154 218H156L155 220H154ZM177 220H175V219ZM183 218H184V216H183ZM235 218V219H234ZM255 218V219H256ZM26 219V218H25ZM65 219V220H64ZM113 219V220H112ZM126 219V220H125ZM140 219V220H139ZM154 220L153 222H152V220ZM181 219V220H180ZM240 219V220H239ZM54 220L55 221H57V223L56 222H54ZM58 220H60L61 222H59ZM77 221V222H75V221ZM83 220V222H81ZM97 220V221H96ZM119 220H120V222H119ZM128 220V221H127ZM130 220V221H129ZM138 220V221H137ZM148 220V221H147ZM162 220V221H161ZM18 221V222H17ZM62 221H65L64 223H62ZM85 221H88L89 223H84ZM100 221H101V223H100ZM103 221V222H102ZM115 221V222H114ZM122 221V222H121ZM144 221V223L142 224L141 222H143ZM164 221V222H163ZM180 221V222H179ZM66 222H68V223H66ZM99 222V223H98ZM112 222H114V223H112ZM128 222V223H127ZM131 224H130V223ZM139 222V224L142 226V225H144L145 227H147L148 228V230L150 231V232H148V230L147 229H142V227L139 225V224H137ZM146 222H148L147 224H146ZM177 222H179L178 224H176ZM19 223V224H18ZM60 225H59V224ZM76 223H79V225L78 224H76ZM82 223H83V225H82ZM94 223V224H93ZM120 223V224H119ZM123 223V224H122ZM127 223V224H126ZM151 223V224H150ZM15 224V225H14ZM109 224V225H108ZM117 224V225H116ZM124 224H125V226H124ZM159 224L161 225L160 227H159ZM175 224V225H174ZM183 224H184V226H183ZM263 224V225H262ZM47 225H49V224H47ZM68 225V226H67ZM72 225H74V226H72ZM128 225V226H127ZM136 225V226H135ZM175 227H174V226ZM176 225H178V226H176ZM180 225H181V227H180ZM18 226V227H17ZM22 226V227H23ZM41 226H42V228L43 229H41ZM100 226V227H99ZM124 226V227H123ZM133 227V228H131L130 229V227ZM157 226V227H156ZM183 226V227H182ZM40 227V228H39ZM80 227V228H79ZM85 227H87V229L85 228ZM94 227V228H93ZM96 227V228H95ZM98 227V228H97ZM129 227V228H128ZM154 227H156V229H154ZM176 227H179V228H176ZM63 228V229H62ZM65 229V230H64ZM100 229L103 231V234L102 233H100L101 231H100ZM112 229V230H111ZM118 231H116V230ZM142 229V230H141ZM176 229V230H175ZM42 230V231H41ZM108 230V232H109V236H108V233H106L105 231H107ZM114 230V231H113ZM128 231V232H125V231ZM146 232H144V231ZM169 230H171V231H169ZM174 230V231H173ZM58 231H60V232H58ZM64 231V232H63ZM67 231V232H66ZM120 231V232H119ZM122 231V232H121ZM130 231H132V232H134V233H131ZM136 231H137V233H136ZM154 231V232H153ZM48 232V233H47ZM50 232H51V234H50ZM97 232H99L100 234L98 235L97 234ZM140 234H139V233ZM145 233V234H143V233ZM148 232V233H147ZM167 232V233H168ZM45 233H47V234H45ZM63 233H66V234H63ZM105 233H106V235H105ZM142 233V234H141ZM167 234L166 232H163V234ZM38 236V238H37V236ZM56 234V235H55ZM61 234H63V235H65V236H61ZM111 234V235H110ZM126 234V235H125ZM132 234V236H130ZM150 234V235H149ZM26 235V236H25ZM54 238H52L51 236ZM136 235V236H135ZM148 235V236H147ZM33 236H36V238L35 237H33ZM44 236H46V237H44ZM49 236V237H48ZM56 236V237H55ZM74 236V237H73ZM83 236V237H82ZM88 236V237H87ZM92 236V237H91ZM93 236H95V237H93ZM105 236V237H104ZM123 236H129V237H123ZM143 236V237H142ZM25 239H24V238ZM40 237V238H39ZM44 237V238H43ZM91 237V238H90ZM113 237V238H112ZM120 238V240L119 241H116L117 239H119ZM124 239L123 241H127V242H123L122 241V238ZM139 237V238H138ZM42 238H43V240H42ZM101 238H103V239H101ZM126 238V239H125ZM135 238V239H134ZM37 239H39V240H37ZM44 239H48V240H44ZM115 239V240H114ZM150 239V240H149ZM34 240V242H35V240L37 241L36 243H34V242H32ZM58 240V241H57ZM105 240H107V241H105ZM134 240H137V241H139V242H133ZM147 241V242H145V241ZM149 240V241H148ZM22 241V242H21ZM25 241V242H24ZM29 243H28V242ZM50 243H49V242ZM95 241V242H94ZM111 241H112V243H111ZM116 241V242H115ZM91 242H93L94 244H91ZM129 242V243H128ZM145 242V243H144ZM34 243V244H33ZM43 243H45V245H43ZM73 243V244H72ZM96 243V244H95ZM106 243V244H105ZM140 244V243H142V244H140V245H138V244ZM26 244V245H25ZM51 244V245H50ZM52 244H53V246H52ZM56 246H55V245ZM113 244V245H112ZM133 244H135V245H133ZM145 244V245H144ZM100 245L102 246L101 248H100ZM111 245V246H110ZM129 245H130V247H129ZM132 245V246H131ZM138 245V246H137ZM142 245V246H141ZM107 246V247H106ZM36 247V248H35ZM54 247V248H53ZM55 247H57V248H55ZM60 247V248H59ZM62 247V248H61ZM94 247V248H93ZM51 248V249H50ZM98 248V249H97ZM113 248V249H112ZM135 248V249H134ZM84 249V250H83ZM99 249H100V251H99ZM105 249V250H104ZM111 249V250H110ZM118 249V250H117ZM122 249V250H121ZM130 249V250H129ZM139 249V250H138ZM68 250V251H67ZM67 251V252H66ZM83 251H84V253H83ZM91 253H90V252ZM124 251H126L125 253H124ZM129 251H130V253H129ZM141 251H142V253H141ZM38 252V253H37ZM66 252V253H65ZM86 252V253H85ZM128 252V253H127ZM132 252H134V253H132ZM135 252H136V255H135ZM138 252V253H137ZM73 253V254H72ZM113 253H115V254H113ZM140 253V254H139ZM67 254V255H66ZM74 254H76V255H74ZM92 254V255H91ZM105 254V255H104ZM112 254V255H111ZM119 254V255H118ZM38 255V256H37ZM87 255H88V257H87ZM111 257H110V256ZM27 256V257H26ZM64 256V258H62ZM100 256V257H99ZM116 257V258H114V257ZM118 256V257H117ZM122 257V258H120V257ZM138 256V257H137ZM51 257H56V258H58V259H53V258H51ZM65 257H66V259H65ZM79 257V258H78ZM90 257V258H89ZM96 257V258H95ZM124 257H126V258H124ZM50 258V259H49ZM88 258V259H87ZM91 258H93L92 260H91ZM100 258V259H99ZM130 258V259H129ZM65 259V260H64ZM86 259V260H85ZM89 259H90V261H89ZM105 259V260H104ZM108 261H107V260ZM121 259V260H120ZM128 259V260H127ZM141 259H142V261H141ZM88 260V261H87ZM100 260V261H99ZM123 260V261H122ZM127 260V261H126ZM132 260V261H131ZM29 262H30V260H28ZM65 261H66V263H65ZM70 261V262H69ZM137 261V262H136ZM58 262H60V263H58ZM81 262V263H80ZM84 262V263H83ZM106 262V263H105ZM110 263V264H111Z\"/></svg>",
  "mask_w": 264,
  "mask_h": 264
}]
</instances>
